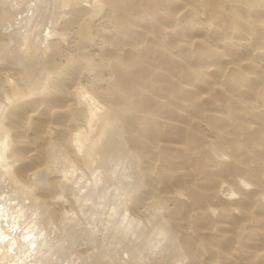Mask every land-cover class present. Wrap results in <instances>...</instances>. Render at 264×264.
Listing matches in <instances>:
<instances>
[{"label": "rangeland", "instance_id": "rangeland-1", "mask_svg": "<svg viewBox=\"0 0 264 264\" xmlns=\"http://www.w3.org/2000/svg\"><path fill=\"white\" fill-rule=\"evenodd\" d=\"M0 1H2L3 2V0H0ZM5 1V6L3 5V3H1V5H0V7L1 8H3L4 10L7 8L6 6H10L9 8H11V9H9L8 8V11H10V15L12 16H10L9 15V20H7V23H6V25H9L8 27L10 28V30L8 31L10 34H12L13 36H11L10 34H8V32H7V30H8V27L6 26L5 27V30H6V32H3L4 33V36L5 37H7V36H9L10 35V38L9 37H7V38H9L10 39V41H9V44H11V46H12V49H13V51L15 52V50L17 51L16 52V54H18L17 56H19V57H21V60H20V58H19V60H18V58L16 57V59H15V61L14 62H18L19 61V64L21 65V63H23L24 61H22V59L24 58V60L28 57V53L30 54V52H31V50H33V47H35V46H38V47H40V45H41V47H43V45H44V48H45V50H47V49H49V47H50V50H49V53H48V50L46 51V53L50 56H52V54L56 51L57 53H55V54H53V55H55L53 58L56 60H54L52 57H50L49 59H50V61H49V63L52 61H55V62H53V64L55 63L56 65H58L57 67L58 68H61V69H63V68H67L68 70H66V69H64L65 71H68V73H70V74H72V77L75 79H73L72 77V80H69L68 82H72L73 83V81H74V83H76L77 81V83H76V85L78 84V85H81L80 87L77 85L76 87H78V88H84V89H86V91H87V93L88 92H90V91H96V93L95 92H93L92 91V93H95V94H99L100 92V94L101 95H103V93H104V97H103V99L105 100L106 99V102H108L109 100H111V101H109V102H114V101H116V100H118V104H121V103H123L124 101H125V99L123 100L122 99V97H119L118 95H120L118 92H116V90H113V89H115V88H113V87H110V86H114V83H116V82H118L119 84H121L122 86H124L125 87V90L126 91H129V93H131V91L133 90V88H134V90L132 91V98H131V100L133 101H127L128 102V104H127V102L125 101L123 104H127V105H129L127 108H129V109H133V107H134V110H136L135 111V113L137 112V113H139V112H141L142 114H134L135 116H137V117H134V118H136V125H138L139 126V128L140 129H145V130H142L143 132H144V134H147V132H149V129H150V131H152V132H150L151 134H147V135H145L144 137H145V139L143 140L145 143H144V146H141V145H143L142 143H143V141H141V142H137V141H133L132 142V146H134L135 145V147H133V148H135L136 150H139L138 152H141L143 149V151H145V152H142L143 154L145 153L146 154V152H147V154H148V151H150L149 150V148L151 149V147H152V143L150 142L151 140H150V135H152L153 137H155L156 138V132L159 134H157V139H159L158 140V142L160 143L159 144V147L157 148V151H158V149L160 150V155H158L159 157H162V159H160L159 157H158V160H157V158H155V159H153L154 160V162H153V160H151L150 161V159L152 158V156H151V158L149 157V163H148V161H144L143 162V164L145 165V164H148L147 166H150L151 168H153L152 170H154L153 172H152V175L153 176H155L154 174L156 173V178H154V177H152L151 178V176H147V177H145L144 176V179H143V184L142 185H144V187H143V189H142V187L140 186V189L143 191L144 189L147 191V192H145L144 194L145 195H147L148 194V197H149V195L152 197V198H148L147 196H146V198L145 197H143L145 200H147V199H149V200H147L148 201V203H149V208L148 209H151L152 211H153V209L154 208H156V207H158L159 208V206L156 204V203H158V199H160V200H162L163 198H164V204L166 205H164L163 207H165V209H163V208H161V210H163V211H161L160 210V208H159V210H158V208H156L155 209V211L156 212H153V216H155L154 217V220H153V222H155V224L157 223V222H159V221H165V222H167V224L169 223V222H171L170 221V218H172V215H174L175 214V217H176V212H177V214L179 215L180 214V212H181V214H183V216L182 217H180V215L178 216V220H180V221H182L181 223L183 224V226L181 225V223H179V221L178 220H176L175 219V221H177L176 223L180 226L179 227V229L178 228H176L177 227V224L175 225V223L174 222H171L170 224L171 225H169L170 227L173 225V223H174V227L172 226L171 228H175V229H178L177 231L181 234V233H183L185 230L187 231H185L186 233H188L189 235H188V238H185V240L186 241H190V238L189 237H191V239L194 241L195 240V244L194 243H192L191 241V243L192 244H190V242H186V241H183L182 243L184 244V242L185 243H187L186 245L184 244V246L186 247H188V248H191V247H193V248H195V246L196 245H198L199 246V249L201 250L202 248H200V246H201V243L203 242V244L204 245H202L201 247H205V245L207 244V246L206 247H208V248H210V246L212 247V246H214V243H215V246H216V250H215V248H214V250L213 249H211L210 248V250H211V253L209 252V250H208V248H203L204 250H201V251H203V253H204V257H205V263L204 264H232V261L231 260H229V258L226 256V254L228 255L229 253V251H231V253L232 252H234V250L236 251L237 250V248H238V250L236 251V252H234L235 254H239L240 252V256L239 255H237L238 257H241V254H242V256L243 257H241L240 259H238V260H243V258H245L243 261L241 260V262H244V264H246L247 262V264H264V195H263V193L262 192H264V190H262L263 189V187H264V185H262V186H260L261 185V183H259V182H264V179L263 180H260V179H262V178H260L261 176H262V169L259 167H257V164H259L258 163V161H259V159H264L262 156H264V152L261 154V147H260V145L258 144V139L256 138L257 137V135L259 134V131L261 130L262 131V129L264 130V128H260V126L262 125V122H264V120H263V116H264V113H263V115L260 113L259 115H260V117H258L259 115L258 114H255L257 111H260V110H262V109H264V108H262V107H264V104H263V102H262V100H261V98H259L260 97V95H259V92H258V88H259V86L261 87V85L263 84V81H261V80H259V78L257 77V74L253 71V73H255V74H251L252 73V71H251V69L253 68V66L254 65H256L258 62H259V60H260V58H258L259 56V54H257V53H260V52H262V49H264L263 47L264 46H262V44L264 45V41L262 42V40H264L263 38H264V9H263V11H262V8H264V0H261V1H255V5H253L252 7H250V9H252L253 8V10L255 11L256 9V12H255V14L254 13H252V12H254V11H249V9L247 8V7H244L245 8V10L243 9V11H242V7H240L241 5H239L238 7V9H237V11L240 9L241 11H236V12H234L235 14H237V15H235V17H234V19H233V16L234 15H232V17H230L231 15H230V13L232 14L233 13V10L234 9H236L237 8V6L232 10V9H228L229 10V12H230V10L232 11V12H230L229 14H228V11H227V8H226V12L224 11L223 12V10H221V12H223L222 13V15H221V19L218 17L219 15L218 14H220L221 12H219L218 10H216L217 8H215L216 7V5H215V3H213L214 1L213 0H211V4L209 3V2H207L208 0H194L193 2H196L195 4H197V5H194L193 4V6H192V2H190L191 0H178V1H175L174 0V2H176L175 4H174V2H173V0H170V2H171V5H170V7L171 8H173L174 10H172V12H170L171 11V8L169 7V6H167V5H169L170 4V2H169V0H102V2H101V4H100V7L98 6V8H95L96 6H95V4L93 5V1L92 0H78L77 2H67V4H71V7H72V9L74 10V12H73V10H72V12H70V10H71V8L70 7H68L67 8V6H69V5H66V4H64V3H66V2H63L61 5L63 6H57L59 9H60V7H61V9H60V11H61V13H60V11H58L59 9H56L55 8V6L53 5V2L51 1V0H44V1H40V0H9L10 1V3H9V1H7L6 2V0H4ZM12 1V2H11ZM50 1V2H49ZM80 1V2H79ZM85 1V2H84ZM210 1V0H209ZM47 2V3H46ZM81 3V4H79V3ZM84 2V3H83ZM89 2H91V4L89 3ZM104 2V3H103ZM163 2V3H162ZM191 4H190V3ZM205 2V3H204ZM220 2H222V1H220ZM35 3V4H34ZM50 3V4H49ZM76 3V5H78V9L80 8L81 9V7L82 8H84V11H82V13L84 12L85 13V10L87 9V10H89V11H87L86 10V13H85V15H81L80 13H79V15H81V17L79 16H77V14H78V12H79V10H77L76 8L77 7H75L76 5H74ZM167 3V4H166ZM187 3H189L188 5H186ZM216 3H219L218 1H216ZM223 3H225V1L223 2ZM7 4V5H6ZM9 4V5H8ZM12 4H14L13 6H12ZM45 4V5H44ZM49 6H48V5ZM52 4V5H51ZM82 4H84V5H82ZM85 4H89V5H92L93 6V8L91 9L90 7H89V5L87 6V8H85L86 6H85ZM160 4V5H159ZM162 4V5H161ZM166 4V5H165ZM172 4H174L173 6H172ZM179 4V5H178ZM210 4V5H209ZM213 4H214V8L215 9H213L212 8V6H213ZM2 5H3V7H2ZM66 5V7H64ZM178 5V6H177ZM189 5H191L192 7H189ZM44 7L45 6V8H47V11H46V9L45 8H42V7ZM52 6H54V7H52ZM73 6L75 7V8H73ZM84 6V7H83ZM158 6V7H157ZM167 7V9H166V7ZM175 6V7H174ZM4 7H6V8H4ZM42 9H41V8ZM51 7H52V9H51ZM160 7V8H159ZM170 8V10H169V8ZM182 7V8H181ZM197 7V9H195V8ZM255 7H256V9H255ZM0 8V9H1ZM37 8H38V10L40 11V9H41V14H40V12L39 11H37ZM50 8V9H49ZM63 8L65 9L64 11H66V13L63 11ZM163 8H165V9H163V10H167L166 11V13L168 12V10H169V13L171 14H169L168 15V13L167 14H165V11H164V14L163 13H161V12H163V10L162 9ZM178 10H177V9ZM194 8V9H193ZM248 10H247V9ZM258 8H261V9H259L260 10V12L258 11ZM67 9V10H66ZM68 9H70V10H68ZM7 10V9H6ZM44 10V11H43ZM53 10H56L57 11V13H56V11L55 12H53ZM160 10H162L161 12H160ZM247 10V12H245ZM13 11V12H12ZM80 11V12H81ZM214 11H215V13H217V11L219 12L218 14H214ZM258 11V12H257ZM261 11H262V13H261ZM36 12L38 13V14H36ZM44 12V13H43ZM48 13V14H46V13ZM50 12V13H49ZM52 12H53V14H52ZM67 12H69L68 14L69 15H67ZM241 13V15H240V13ZM243 12V13H242ZM251 12V13H250ZM42 13H43V16H42ZM56 13V14H55ZM63 13V14H62ZM75 15H74V14ZM160 13V14H159ZM174 13V14H173ZM233 13V14H234ZM259 13V14H258ZM46 14V15H45ZM74 15V18L75 19H73V16L72 15ZM225 14H226V17H225ZM242 14H245L244 15V17H245V19H243V21H237L238 23H236L235 24V21L236 20H242L241 18H244V17H240V16H243ZM246 14H247V17H246ZM41 16V19L43 20V21H41V19H40V17H37L36 18V16ZM57 15H61V16H57ZM70 15L72 16V17H70ZM158 15V16H157ZM167 15V16H166ZM173 15V16H172ZM218 15V16H217ZM223 15H224V18H225V20H226V18H227V15H230V16H228V18H229V20H227L226 21V23H223L221 20H223L224 18H223ZM238 15H239V18L240 19H238ZM45 16H48L49 18H51V19H53L52 21H51V19L49 20V18L48 17H45ZM52 16V17H51ZM56 16H57V20H56ZM69 16V17H68ZM77 16V17H76ZM160 16H161V19H159L160 18ZM164 16V21H166L165 20V18L167 17L169 20L171 19L172 20V17L174 18L173 20L175 21V24H174V21L172 20H170L171 21V24L173 25V27L171 26V24H169L170 23V21H168V24H167V21H166V23L162 20L163 17ZM213 16H216V18L218 19V20H216V19H214L215 17H213ZM43 17H45L47 20H49L50 22V26L51 25H53L55 22V24L53 25V28H55V25H56V28L55 29H53V31L51 30V31H49V30H43V32H41L42 30L41 29H43L44 28V25H45V27H47V29L48 28H50V27H48V25H46L48 22H46L47 20H44L43 19ZM55 17V18H54ZM82 17L83 18H85V17H87L88 19L86 20V18H85V23L87 24V26H86V24H84L83 22V19H82ZM155 17V18H154ZM211 17H213V20H211L212 18ZM236 17H237V19H236ZM12 19V22L10 21L11 19ZM31 20H30V19ZM34 18H36V19H34ZM68 18V19H67ZM72 18V19H71ZM77 18H80V19H78L77 21H75ZM158 18V19H157ZM166 18V19H167ZM223 18V19H222ZM231 18H232V20H234L233 22H234V24L232 23V20H231ZM246 18H247V20H246ZM65 19H67V20H65ZM153 19V20H152ZM154 19H157L159 22H160V20H161V22H160V25H159V23H156V22H158L157 20L155 21ZM176 19V20H175ZM69 20H74L75 21V24H74V21L72 22H70ZM215 20V22L216 21H218V22H213ZM220 20V21H219ZM225 20H223L224 22H225ZM244 20H245V22H244ZM10 21V22H9ZM46 22V24H45V22ZM68 21V22H67ZM78 21H80V22H78ZM83 21V22H82ZM137 21V22H136ZM155 23H154V22ZM199 21V22H198ZM247 21V22H246ZM44 24V25H42V23ZM54 22V23H53ZM67 22V23H66ZM78 22V23H77ZM153 22V23H152ZM177 22V23H176ZM197 23L198 25L200 24V23H202V25H204V26H202V25H199V27H196V25L197 24H194V23ZM222 22V23H221ZM230 22H231V24H230ZM244 22V23H243ZM11 25H10V24ZM32 23H33V26H32ZM48 23V24H49ZM53 23V24H52ZM64 23V24H63ZM179 23H180V25H179ZM219 23H220V25H223V27L226 25V28H227V31H225L226 30V28H223L224 30H223V33H227L228 35L230 34H232V33H230V30L231 31H233L234 29H232V28H234V27H236V25L237 24H239V23H241V24H239L240 26V28H241V31H243L242 32V39H244L245 40V38H246V42H247V46L249 45V47H247L246 46V48H249L250 49V51L248 50V49H245L243 52H245L246 50V54L245 53H242V52H240V53H242V56L244 55V57L247 55V53H248V55L244 58V57H242V58H244L245 60H243L244 62H246V64L248 63V68H246L245 70L246 71H244V72H239L238 71V73H240L241 75L240 76H242V77H245V78H240L238 75V73H236V71H237V69L235 68L234 69V67H238L236 64H234V63H232L231 62V64L229 65V64H227V65H225V67H224V65H223V67L225 68H221V69H223V70H221L220 69V73H222V75L221 74H216V76H215V78L217 77V75H218V78H219V80H218V78H217V80L220 82V85H219V83L218 84H216L215 82V84H213V83H211V81L213 80L212 79V76H209V75H207L206 73H204L203 71L201 72V74L203 75H199L198 73V75H199V77H200V81L202 82H206V84H207V86H206V84L204 85L203 83H202V87H201V89L199 90V92H202V94L200 93V95L198 96L197 94H195V93H190V92H183V91H180L178 88H180L179 87V84L175 81V78L178 76V78H180L181 77V79L180 80H182V82H185L184 84L185 85H187L188 83H189V85L192 83H194V80L192 79V77L193 76H197L196 75V72H194L192 69L193 68H195L196 66H198V64L200 65L199 67L203 70V68H205L206 67V65H208V64H210L211 63V65H208V67H215L217 64L216 63H214L210 58H212V57H210L209 59L207 58H205L206 57V55H204V54H198V48L200 47V48H202L201 47V45H199V44H197L196 42H198L199 41V39H203V37H204V39H205V37L207 36V34H208V37H212V39H214V37L216 38V39H214V40H212L211 41V39L210 38H208V37H206V38H208L209 40H207V42L209 41V43H214V41L215 42H221L222 40H221V38H222V36H223V38H225V40L223 39V41L221 42V43H228V41L229 42H231L232 40H233V36H228V35H226V36H228L229 38H226V36L224 35V34H222V26H218L219 25ZM229 23V25H227ZM20 24V25H19ZM24 26H27V27H24ZM84 24V25H83ZM137 24V25H136ZM152 24H153V26L155 25V24H157L158 26H156L155 25V27H152ZM161 24H163V25H161ZM165 24V25H164ZM193 24V25H192ZM225 24V25H224ZM79 25V26H78ZM133 25V28H134V32L135 33H131V31L133 30L132 29V26ZM144 25V26H143ZM151 25V26H150ZM168 26V27H166V29H164L165 27L164 26ZM176 25V26H175ZM182 25V26H181ZM194 25H195V27H194ZM197 25V26H198ZM218 27H217V26ZM231 25V26H230ZM23 26V27H22ZM58 26V27H57ZM64 27V28H60L59 29V27ZM80 26H81V28L82 27H85V29L84 28H82L81 30H83V31H81L80 30ZM141 26H142V28H141ZM145 26H147V27H145ZM160 26H161V30H160ZM171 28H170V27ZM177 26H179L178 28H177ZM201 26H202V28H203V31L206 29V32H202V31H199L197 28H201ZM214 26V27H213ZM227 26H229V28H230V30H229V28L227 27ZM21 27V28H20ZM29 27V28H28ZM31 27H34V29H32ZM86 27H87V29H86ZM126 27V28H125ZM135 27H138V28H136L135 29ZM145 27V28H144ZM150 28V31H149V28ZM162 27H164L163 28V32H162ZM193 27V28H192ZM216 27V28H215ZM232 27V28H231ZM239 27H236L235 28V31H233L234 33L236 32V30H237V32L240 30V28ZM123 28H125L124 30H125V32H124V30H123V32H122V34H120V30L119 29H123ZM132 30H131V29ZM153 28H155L156 30H157V32H158V34H159V30L163 33V35L165 34L166 36H164L165 38L164 39H162L163 38V35H162V38H160L161 36H159V35H155V33L156 32H154L155 31V29H153ZM173 28H175V29H173ZM194 28H196L198 31V33L196 32V29H194ZM28 30V31H25V30ZM30 29H32V32H31V30ZM46 29V28H45ZM139 29V30H138ZM145 31H143V30ZM145 29H148V31L146 32V30ZM154 30V31H152V30ZM185 29H186V31L188 32H186V35L188 36V38L186 39V38H184V37H187V36H185L183 33L185 32ZM218 29V30H217ZM4 30V31H5ZM128 30H130V32L128 31ZM138 30V31H137ZM166 30V31H165ZM181 32H180V31ZM182 30H183V32H182ZM213 30V31H212ZM215 30V31H214ZM24 31V32H23ZM29 31L31 32V36L29 35L30 33H29ZM46 31H48L47 33H44V32H46ZM120 31V32H119ZM139 31H141V32H143V33H141V36L139 35L140 33H138ZM195 31V32H194ZM209 33H208V32ZM228 31H229V33H228ZM52 32V33H51ZM58 32V33H57ZM62 34H61V33ZM128 32V33H127ZM151 32V33H150ZM160 32V33H161ZM164 32H166V33H164ZM202 32V33H201ZM213 32H214V35H212L213 34ZM217 32V33H216ZM221 32V33H220ZM27 33V34H26ZM29 33V34H28ZM43 33V34H42ZM54 33V34H53ZM117 33L118 34H120L119 36H120V38L123 36V40H122V38H121V40H122V42L119 40L118 41V39H120L119 38V36H117ZM128 35L129 33H131V34H129L128 36H130V35H134V36H130L132 39H133V37H134V39H136L135 41H134V39H133V42H132V39L130 40L129 39V37L126 35V34ZM138 33V34H137ZM161 33V34H162ZM203 33H206V34H203ZM215 33H216V36H215ZM225 33V34H226ZM244 33V34H243ZM24 34H26V35H24ZM44 34H45V36L46 37H44ZM124 34V35H123ZM154 34V35H153ZM189 34H191V35H189ZM201 34V35H200ZM203 34V35H202ZM218 34H222V36H220V35H218ZM59 35V36H58ZM128 37V39H126V40H124V38L126 37V36ZM137 35H139L138 37H137ZM184 35V36H183ZM210 35V36H209ZM15 36V37H14ZM25 36V37H24ZM26 36H28V37H26ZM30 36V37H29ZM43 36V40H45L46 39V41H48V43L46 44V41H42L41 39L42 38H40V37H42ZM113 36V37H112ZM116 36V37H115ZM136 36V37H135ZM158 36V37H157ZM225 36V37H224ZM11 37H13L14 38V40H12L11 39ZM48 37V38H47ZM141 38V40L140 41H137V40H139L140 38ZM183 37V38H182ZM217 37H221V38H217ZM230 37H232L231 38V41L230 40H228V39H230ZM51 40H53V41H51ZM56 38V39H55ZM118 38V39H117ZM139 38V39H138ZM261 38H262V40H261ZM17 39V40H16ZM19 39V40H18ZM115 40V42L113 41V40ZM160 39V41H158ZM185 39V40H184ZM191 39V40H190ZM217 39H218V41H217ZM251 39H255L254 41H253V43L251 42L252 40ZM42 42H41V41ZM161 40H165V42H166V44H165V42H163L165 45H166V47H165V45H163L162 44V41ZM167 40H168V44L170 45V48H171V46H173L174 48V50L171 48V50L173 51V53H169L167 50H166V48H167V46H168V44H167ZM39 41V42H38ZM129 43H128V42ZM131 41V42H130ZM173 43H171V42ZM211 41V42H210ZM250 42V44H251V46H250V44H249V42ZM39 43V45L37 44V43ZM41 42V43H40ZM45 42V43H44ZM49 42H52V43H50V45H49ZM135 42V43H134ZM160 42H161V44H160ZM171 44H170V43ZM115 43H118V44H115ZM160 44V45H159ZM18 46L19 47V49H15L14 50V46ZM28 45V48L27 47H25V46H27ZM29 45H30V47H29ZM45 45H48V48H47V46L45 47ZM115 45V46H114ZM117 45V46H116ZM119 45V46H118ZM164 47H163V46ZM196 45V46H195ZM199 45V46H198ZM22 47V48H21ZM23 47L24 48H27L28 50V53L26 54V49L23 51ZM55 47V48H54ZM115 47H116V50H115ZM169 47V46H168ZM196 47H197V50H196V53H197V55H196V57L198 58V59H194V55H193V53L194 54H196L194 51H195V49H196ZM200 48H199V50H200ZM20 49H22V51H23V53H22V55H27V57L26 56H21V50ZM52 49H54V51L52 50ZM239 49V48H238ZM51 50H52V52L53 53H51ZM82 50V51H81ZM113 50H114V52H113ZM117 51V53L120 55V56H116L117 55V53H115ZM174 51H176V52H182L181 54H184L185 56H187V57H184V55L182 56L180 53V55L178 54V53H176V54H178L177 56L174 54ZM240 51H242V49H240ZM252 51V52H251ZM13 52V53H14ZM19 52V53H18ZM24 52H25V54H24ZM40 52V50L37 52V54L39 55H37L36 56V65H38L39 66V64L41 65V66H43V64H47L48 62H46L47 61V59H48V55H46L47 57V59L45 58V55H41V53H39ZM81 52V53H80ZM82 52H84L85 53V55H82V54H84V53H82ZM253 53L254 55L252 56V54L251 53ZM264 52V51H263ZM51 53V54H50ZM43 54V53H42ZM80 54V55H79ZM257 54V55H256ZM261 54V53H260ZM82 55V56H81ZM191 55H193V57L191 56ZM204 55V56H203ZM250 55L252 56V57H250ZM83 59H85L86 60V62L88 61L89 62V64H87L86 62H84V60H82V58ZM130 56V57H129ZM135 56V57H134ZM255 56V57H254ZM258 56V57H257ZM26 57V58H25ZM38 57H39V60H38ZM41 57L43 58H45L44 60H41V63L39 62L40 61V59H41ZM77 57L78 58H81V62H80V59H78L77 60ZM88 57V58H87ZM119 57H121V58H123L122 60H123V62H121L120 61V59H118ZM127 57V58H126ZM129 57V58H128ZM137 57V58H136ZM179 57H181V58H183V59H186L187 58V60L185 61V62H187V61H189L188 63H190L191 64V62H192V66L191 65H189L188 63H185L184 64V62L182 61V63H181V58H179ZM193 58V61H194V63H193V61L192 60H189V59H192ZM195 57V58H196ZM201 59H200V58ZM248 57V58H247ZM249 57L250 58H252V59H249ZM257 57V58H256ZM51 58L53 59V60H51ZM125 58L126 59H128V60H125ZM176 58V59H175ZM204 58V59H203ZM255 60H254V59ZM88 59H90L91 61H89ZM131 59V60H130ZM180 61H179V60ZM16 60H18V61H16ZM46 60V61H45ZM177 60V61H176ZM202 60V62H200V61ZM206 60L208 61V62H206ZM253 60H254V62H256V63H254L253 62ZM257 60H258V62H257ZM264 60V59H263ZM43 61L45 62V63H43ZM75 61V63L76 64H74V63H72V62H74ZM126 61V62H125ZM132 61V62H131ZM197 61H198V63H197ZM213 63H212V62ZM250 61V62H249ZM252 61V62H251ZM39 62V63H38ZM85 63V65H87L86 67L85 66H83L84 64L83 63ZM178 64H177V63ZM204 62V63H203ZM262 62V61H261ZM38 63V64H37ZM43 63V64H42ZM74 64V66H70V64ZM80 63V64H79ZM91 63V64H90ZM175 63V64H174ZM195 63L197 64V65H195ZM204 64V65H202L201 66V64ZM206 63H208V64H206ZM262 63H264V62H262ZM71 64V65H72ZM79 64V66L77 67V65ZM124 64V65H123ZM125 64H126V66H125ZM129 64V65H128ZM132 64V65H131ZM181 64V65H180ZM184 64V65H183ZM194 64V65H193ZM250 64V65H249ZM253 64V66H251ZM48 66L50 65V64H47ZM60 65H61V67H60ZM81 65H82V67H81ZM188 67H187V66ZM236 65V66H235ZM259 65V64H258ZM48 66L46 67L45 65H44V67L45 68H47V70L46 69H44V68H42L43 70H45V71H43L42 69V71L40 70V71H38V72H40L39 74H38V72H37V74H38V77H40L41 75H43L44 77H45V75L44 74H50L49 75V77H51V72H50V70L48 69ZM65 66H67V67H65ZM68 66H70V67H68ZM182 66H184V69H185V71H186V73L184 72V70H181V69H183V67ZM192 67V68H190V67ZM218 66V65H217ZM216 66V67H217ZM76 69H75V68ZM128 69H127V68ZM169 67V68H168ZM179 67H180V69H179ZM249 67H250V69H249ZM71 68V69H70ZM75 70H74V69ZM87 68V71L85 70V69ZM126 68V69H125ZM232 68V69H231ZM262 68H263V66H262ZM261 68V69H262ZM82 69V70H81ZM90 69H92V71L90 70ZM172 69V70H171ZM177 69L178 70H181V72L179 73L178 71H177ZM234 69V72L236 73V74H238V75H236L233 71V73H232V76H234V74L236 75V77L234 76V78L233 77H231L230 75V71L231 70H233ZM71 70H72V73H71ZM170 70V71H169ZM84 71H86V72H84ZM89 71V72H88ZM169 71V72H168ZM173 71V72H172ZM222 71V72H221ZM229 71V72H228ZM248 71H250L251 73V80H250V82H252V83H247L248 81H249V77H247V75H248ZM44 72V73H43ZM46 72V73H45ZM96 72V73H95ZM167 72L168 73H170V74H172V75H169V74H167ZM185 74H183V73ZM224 72H225V74H224ZM43 73V74H42ZM74 73H76L75 75H73ZM94 73V74H93ZM177 73H178V75H177ZM182 73V75L183 76H180L179 77V74H181ZM229 75V76H227V74ZM244 73H246V74H244ZM97 75V76H94V75ZM177 76H176V75ZM243 74V75H242ZM48 75H47V78H49L48 77ZM221 76V79H220V76ZM245 75V76H244ZM43 76H41V78H40V80L42 79V77ZM123 76H125V77H123ZM145 76V77H144ZM188 76V78H186ZM201 76H202V78H201ZM207 76V77H206ZM237 76H238V78H240V80L242 81V82H244V83H246V85H250V87L249 88H251L250 90V93H251V95H253L252 93H254V97L255 96H257L256 97V101H254V103H253V101L252 102H250V100H253L254 98H253V96H249V98L247 99V97H248V95L245 97L247 100H244L243 101V104L244 105H246L247 103H246V101H248V104H247V107H249L250 108V104L252 103L254 106H256V105H258V106H260V104H261V106L259 107L260 109L258 110V106H256L257 107V110L255 109V107H251L252 109H253V112H255V110H256V112L255 113H253L252 112V110L250 109V112H252V113H248V108H246V106H244L243 107V104H242V101H240L239 99H238V101H237V98H238V96H235V95H237V93L238 92H242L243 94H245L244 92H246L247 90V86H246V88H245V86L243 87V85H245L244 83H242L240 80H238V78H237ZM248 76H250V75H248ZM43 77V78H44ZM135 78L134 79V81H135V83H134V81H133V79H131V78ZM149 78V81H148V78ZM185 77V79L183 80L182 78H184ZM198 77V78H199ZM205 77V78H204ZM212 79H210V78ZM230 77H231V79H230ZM246 77H247V79H246ZM46 78V77H45ZM44 78V79H45ZM47 78L45 79V80H43L42 79V81H46L47 80ZM70 78V79H71ZM97 78V79H96ZM116 78V79H115ZM144 78V79H143ZM146 78V79H145ZM206 78H207V80L209 81V79H210V81H209V83H208V81L206 80ZM209 78V79H208ZM235 78H237V79H235ZM77 79V80H76ZM118 79V80H117ZM123 79V80H122ZM129 79V80H128ZM142 79V80H141ZM203 79V80H202ZM234 79V81H233V83H232V80ZM242 79H244V80H242ZM36 80V79H35ZM49 80V79H48ZM204 80H206V81H204ZM258 80H259V82H258ZM114 81V82H113ZM119 81H121V82H119ZM131 81H132V83H131ZM141 81H143V82H141ZM148 81V82H147ZM173 81V82H172ZM188 81V82H187ZM191 83H190V82ZM241 83H240V82ZM247 81V82H246ZM33 82H34V80H33ZM113 82V83H112ZM127 82V83H126ZM144 82H146V83H144ZM232 84H231V83ZM234 82H239L240 84L239 85H236V84H234ZM45 83V82H44ZM73 83V84H74ZM117 83V84H118ZM131 83V84H130ZM139 83H143V85H141V86H143V87H141V89L140 88H138V87H140V85H139ZM222 83V84H221ZM254 83V84H253ZM259 85H258V84ZM33 84V83H32ZM70 84V86H74L75 87V85H71V83H69ZM84 84V85H83ZM86 84V85H85ZM113 84V85H112ZM124 84H126V85H124ZM191 84V85H192ZM209 84H213V86H212V89H211V85H209ZM227 84V86H225ZM236 85V87H234V88H232V86H231V88L230 89H228V87H230V86H228V85ZM242 84V85H241ZM251 84H253V85H257L258 86V88L256 87H254V88H252V85ZM129 85V86H128ZM173 85V86H172ZM204 85V86H203ZM33 85H31V87H32ZM91 86H92V88H91ZM129 87V89H128V87ZM148 87V91H146L147 89L145 88V87ZM214 86L215 87H217V86H219V88H220V90L218 89H216V91L213 89L214 88ZM207 87V89L208 90H205V88ZM208 87H210V88H208ZM239 87V88H238ZM23 88H25L26 90H27V88L28 87H23ZM71 88H73V87H71ZM88 88V89H87ZM89 88H91V89H89ZM112 88V89H111ZM143 88H145V89H143ZM151 90H150V89ZM204 88V89H203ZM236 88H237V92L235 93L234 91H236ZM245 88V90H243ZM44 88H41V90H39V89H36V91L37 92H35L34 94H37V93H39V94H41V93H43V90ZM135 89L137 90L136 92H134L135 91ZM240 89H242V91L240 90ZM257 89V90H256ZM26 90H24L26 93H27V91ZM140 90V91H139ZM211 90H213V91H211ZM230 90V91H229ZM232 90H234V91H232ZM253 90V91H252ZM254 90H256L255 92H256V94H255V92H254ZM45 91H46V88H45ZM111 91V92H110ZM115 91V92H114ZM144 91V92H143ZM207 91V92H206ZM211 91V92H210ZM215 91V92H214ZM218 91H219V95H217L218 94ZM112 92H114V94L112 93ZM133 92L135 93V94H133ZM147 92V93H146ZM213 92V93H212ZM233 92V94H231V93ZM26 93H24V94H26ZM91 93V92H90ZM105 93L107 94L108 93V96H106L105 95ZM112 93V94H111ZM180 93H182V94H180ZM185 93V94H184ZM210 93H212V94H215L216 95V97H215V95H212V94H210ZM235 93V94H234ZM27 94H30V93H27ZM118 94V95H117ZM208 94H210V95H212V96H210V95H208ZM31 95H33V93L31 94ZM100 95V96H101ZM110 95H112V96H110ZM135 95V97H133ZM198 97H197V96ZM250 95V94H249ZM178 96V97H177ZM179 96H180V98H179ZM182 96V97H181ZM218 96V97H217ZM102 97V96H101ZM110 97V98H109ZM113 97L115 98V100L113 99ZM117 97V98H116ZM184 97V98H183ZM212 97V98H211ZM215 97V98H214ZM107 98H109V99H107ZM119 98H121L122 99V101H120L121 99H119ZM235 98V99H234ZM251 98H253V99H251ZM259 98V99H258ZM113 99V100H112ZM135 99H136V102L138 101V103L139 104H141V105H138V106H140L142 109H137V104L138 103H136L135 102ZM173 99V100H172ZM183 99V100H182ZM196 100V101H195ZM190 101H191V103H190ZM236 101H237V103H240L242 106H240L239 104H236ZM260 101V102H259ZM120 102V103H119ZM184 102V103H183ZM194 102V103H193ZM197 102V103H196ZM246 104H245V103ZM249 102H250V104H249ZM255 102H256V104H255ZM258 102V103H257ZM89 103V102H88ZM88 103H86V104H88ZM92 102L90 101V103L89 104H91ZM115 103V102H114ZM116 103V104H117ZM177 103H179V104H177ZM188 103V104H187ZM222 105H221V104ZM88 104V105H89ZM117 104V105H118ZM125 104V105H126ZM131 104V105H130ZM136 105V107L135 106H132V105ZM176 104V105H175ZM185 104V105H184ZM217 104V105H216ZM220 104V105H219ZM263 104V105H262ZM92 105V104H91ZM91 105H89V106H91ZM122 105V104H121ZM120 105V106H121ZM180 105H181V107H180ZM187 105V106H186ZM196 105V106H195ZM197 105H199V107L197 106ZM224 105V106H223ZM88 106V108H90ZM93 106V105H92ZM91 106V108L90 109H92L93 107ZM130 106H132V107H130ZM180 107V109H179V107ZM184 106V107H183ZM189 106V107H188ZM191 106H194V107H191ZM217 106V107H216ZM219 107L221 108V107H226V109H224V108H221V110L223 111H225L226 112V110H228V113L226 112H223V113H225V114H223V113H220V111H219ZM136 108V109H135ZM139 108V107H138ZM185 108H188V109H185ZM192 110H191V109ZM262 108V109H261ZM131 109V110H132ZM202 111H200V110ZM245 109H247L246 111H245ZM134 110H133V112H134ZM138 110V111H137ZM141 110V111H140ZM150 110H151V113H150ZM187 110H189V112L187 111ZM182 111V112H181ZM186 111V112H185ZM221 111V112H222ZM185 114H184V113ZM191 112V113H190ZM198 112V113H197ZM201 112V113H200ZM205 112V113H204ZM216 113V114H218V117L216 116V115H213L212 113ZM261 112H263V111H261ZM145 113H147V115L145 116L144 115V117H142L143 116V114H145ZM247 113V114H246ZM151 114H152V116H151ZM183 114L185 115V117H183ZM198 114H199V116H198ZM212 114V115H211ZM219 114H221L220 116H219ZM231 114V116H232V118H229V117H231V116H229ZM249 114V115H248ZM254 115V116H251V115ZM142 115V116H141ZM148 115H150L151 117H149ZM189 115V116H188ZM224 115H228V117H226V116H224ZM238 115V116H237ZM258 115V116H257ZM138 116H140V118L138 117ZM153 116H154V118H153ZM181 116V117H180ZM188 116V117H187ZM223 116V117H222ZM256 116H257V118H261V120L260 119H257L256 118ZM142 117V118H141ZM147 117H148V119L149 120H147ZM167 117H168V119H167ZM204 117V118H203ZM210 117V121H211V124H210V121H209V118ZM212 117V118H211ZM214 117H215V119H214ZM217 117V118H216ZM220 117V120L218 119ZM253 117V118H252ZM138 118V119H137ZM146 120H145V119ZM157 118H159L161 121H159V119H157ZM179 120H177V119ZM184 118V119H183ZM222 118V119H221ZM229 118V119H228ZM244 118H246V119H244ZM247 118L249 119V121H245L244 122V120H247ZM142 119H144L146 122H147V124L146 125H148L149 124V122H150V124L152 125L151 127L150 126H147L146 127V125H145V122H144V120H142L143 121V126H145V127H142V125H139V124H141V120ZM153 119H157V120H153ZM195 119V120H194ZM205 119V120H204ZM213 119V120H212ZM217 119V120H216ZM228 122V126H224V124L225 125H227L226 124V122H225V120ZM231 119V124H230V122H229V120ZM242 119H243V122H244V124H242V126L240 127V125H239V121H240V124H241V122H242ZM257 119V120H256ZM140 120V121H139ZM150 120H152V122L150 121ZM170 120V121H169ZM197 120V121H196ZM223 120V121H222ZM252 121V124H251V121ZM258 120H260V121H258ZM263 120V121H262ZM131 121V120H130ZM139 121V122H138ZM158 121V122H157ZM167 121V122H166ZM185 121V122H184ZM190 121L192 122V124H190ZM194 121V122H193ZM234 121V125L232 126V122ZM258 121V122H257ZM262 121V122H261ZM172 122L173 123H175V125H173L172 124ZM188 122H189V124H188ZM196 122H197V124H196ZM208 122H209V125H208ZM253 122H254V124H253ZM259 122H260V124H259ZM218 123V124H217ZM79 124V125H78ZM131 124H135V122L134 121H132L131 122ZM170 124V125H169ZM171 124H172V126H171ZM184 124V125H183ZM187 124V125H186ZM216 124V125H215ZM220 124V125H219ZM222 124V125H221ZM245 124H248L249 126L250 125H252V126H254L255 124H258V125H256V126H258L259 128H260V130H259V128H258V130L256 129H254L255 131H254V134H256L255 132H258L256 135H252L253 133V130L252 131H250L249 129H247V130H245L246 128H245ZM75 125V127L73 126L72 128H76V127H82V124H81V121H79V122H77V125H76V123L74 124ZM132 125V126H133ZM230 125H231V127H230ZM239 125V126H238ZM264 125V124H263ZM262 125V126H263ZM131 126V125H130ZM131 126V127H132ZM142 128H141V127ZM171 126V127H170ZM194 126V127H193ZM213 126H215V127H213ZM220 127V128H217V127ZM235 126V127H234ZM244 126V127H243ZM255 126V127H256ZM83 127H84V125H83ZM150 127V128H149ZM223 127V128H222ZM227 127H229V128H227ZM233 127V128H232ZM243 127V128H242ZM147 128V129H146ZM230 128H232V129H237V130H241V131H237V132H235V129L234 130H232V129H230ZM245 128V129H244ZM219 129H223V130H219ZM226 129V130H225ZM228 129V130H227ZM171 130H172V133H171ZM176 130V131H175ZM177 130H179V131H177ZM232 130V131H231ZM249 130V131H248ZM146 131V132H145ZM155 133H154V132ZM161 131V132H160ZM166 131V132H165ZM226 131V132H225ZM229 131V132H228ZM235 132V133H233V134H231V132ZM242 131H245L247 134H249L251 137H253V136H255V143H254V145L252 146V144H251V142L253 141L254 142V137L253 138H250V136L249 135H247L246 133H242ZM223 132V133H222ZM228 132V133H227ZM241 132V133H240ZM250 132V133H249ZM218 133V134H217ZM244 134V135H240V134ZM167 134V135H166ZM224 134V135H223ZM26 136H30V137H32L33 135H32V132L31 131H28L26 134H25ZM32 135V136H31ZM162 135V136H161ZM169 135V136H168ZM171 135V136H170ZM221 135V136H220ZM229 135V136H228ZM233 135L235 136V135H239V137H233ZM247 135V136H246ZM149 137V140L150 141H148L146 138L147 137ZM152 136H151V139H152ZM159 136H161V137H159ZM196 136V137H195ZM231 136H232V138L234 139V140H232L231 139ZM242 136V137H241ZM243 136L245 137V138H243ZM143 137V138H144ZM168 137H170V139L168 138ZM223 137H225V138H223ZM228 137H230V138H227ZM241 137V138H240ZM142 138V139H143ZM164 139V142H163V139ZM165 138H166V142H165ZM190 138V139H189ZM241 140H239V139ZM247 138V139H246ZM250 140H249V139ZM177 139V140H176ZM192 139V140H191ZM193 139H195V141L193 140ZM224 139H227L226 141L224 140ZM230 139H231V141H233V142H231L230 141ZM236 139H238V140H236ZM245 140L246 142H247V144H245L246 142L245 141H243V140ZM146 140V141H145ZM209 142H208V141ZM213 140V141H212ZM235 140H236V143H235ZM248 140H249V142H248ZM229 141H230V143H229ZM237 141H238V143L239 142H241L242 143V141L244 142L243 143V147H239L240 145V143L238 144L237 143ZM257 141V142H256ZM135 142H137V143H139V144H134ZM146 142H148L149 144V146H147V144H146ZM193 142V143H192ZM207 142H208V144H207ZM215 143L216 142V150H214L213 149V151H212V149L210 148L211 146H212V144H211V146L209 145L210 143ZM225 142H227L226 144H225ZM140 143H141V145H140ZM162 143V144H161ZM218 143V144H217ZM233 143V144H232ZM234 143H235V145L236 144H238V145H236V147H234L235 145H234ZM248 143H249V145L250 146H247L248 145ZM260 143V142H259ZM151 144V145H150ZM164 144H168V145H165L164 146ZM202 145V147H201V145ZM230 144H232L231 146H230ZM139 145H140V149H142L141 151H140V149L139 148H136V147H139ZM162 145V146H161ZM200 145V146H199ZM207 145V146H206ZM214 145V144H213ZM220 146V147H218V146ZM227 145V146H226ZM229 145V146H228ZM242 145V144H241ZM246 145V146H245ZM146 146L148 147V149L146 148ZM167 146H169V147H167ZM206 146V147H205ZM208 146H209V148L211 149V151H208L207 149H208ZM226 146V147H225ZM234 148H233V147ZM237 146H238V148L240 149V150H238V148H237ZM255 146V147H254ZM146 149H145V148ZM197 147H201L200 149L199 148H197ZM222 147H224V148H222ZM251 149H250V148ZM198 150H197V149ZM225 148H227V149H225ZM232 148V150H230V149ZM250 149L249 150V153H247L248 152V149ZM257 148V149H256ZM260 148V149H259ZM165 151H164V150ZM204 151H203V150ZM217 149H219V151H221L220 153H222L223 152V150L225 149V153L223 152V154H225V155H223V157L222 158H225V161H224V159H223V161H220V160H218V162H217V160L216 159H219V157H217V156H220V155H222V154H220L219 153V155L217 154V156H215L216 155V152L218 151ZM221 149H223V150H221ZM231 151V153H232V151H233V155H235L236 157V159H234V157H233V155L230 153V151ZM245 149H247V150H245ZM259 149V150H258ZM195 150V151H194ZM207 150V151H206ZM247 151V152H245V151ZM203 151V152H202ZM206 151V152H205ZM214 151H215V153H214ZM227 151V152H226ZM260 151V152H259ZM159 152V151H158ZM202 152V153H201ZM237 152V153H236ZM242 152V153H241ZM251 152L253 153V154H251ZM257 152H259V153H257ZM165 153V154H164ZM215 154L214 156L216 157H214L213 156V154ZM218 153V152H217ZM255 153V154H254ZM257 153V154H256ZM144 154V155H145ZM164 154V155H163ZM167 154V155H166ZM204 154V155H203ZM227 154H229L230 156H227ZM241 154V155H240ZM242 154H243V156H242ZM259 154V155H258ZM208 155V156H207ZM238 155V156H237ZM240 155V156H239ZM246 155H249V156H246ZM252 156V158H254V159H252V158H250L251 156ZM254 155V156H253ZM260 155H262V156H260ZM213 156V157H212ZM225 156H227V159H226V157ZM242 156V157H241ZM165 157V158H164ZM207 157H209V160L207 161ZM221 157V156H220ZM228 157H231V158H228ZM247 157V158H246ZM256 157H258V159L256 158ZM260 157V158H259ZM262 157V158H261ZM201 158V159H200ZM206 158V159H205ZM239 158V159H238ZM241 158H243V159H241ZM249 158V159H248ZM199 159V160H198ZM233 159L234 160H237V161H239V162H241V164L243 163V165H241L240 166V163L239 162H237V163H239V164H237L235 161H233ZM245 159V160H244ZM247 159V160H246ZM252 159V160H251ZM60 160H62V162H63V159L61 158V159H59L58 161H57V166L60 164ZM68 160L69 159H64V161L66 162V163H68ZM71 160V159H70ZM204 160H206L205 162H204ZM216 162H214V161ZM233 162H232V161ZM242 160V161H241ZM256 160V161H255ZM158 161V164L156 165V162ZM212 161V162H211ZM245 161L247 162V163H245ZM253 161V162H252ZM260 161H262V160H260ZM61 162V164H64V163H62ZM211 162V163H210ZM223 162V163H222ZM232 162V163H231ZM256 162V163H255ZM59 163V164H58ZM72 163V164H71ZM71 163H70V161H69V164H71V168L69 167L70 165H68V164H64V165H66V166H64L63 165V167H66V168H64L65 169V171H66V173H67V175H68V177L66 176V173H65V171H64V173H62L61 172V169L62 170H64L63 169V167L62 166H60L59 165V167H57V168H59V171H58V169H56L55 171H54V174H58L59 176V178H61V176H62V180H60V181H63L62 183L63 184H68V181H69V179H72L73 181H71V183H69L68 185H70V184H72V185H70V188L69 189H67V187H64V186H61V185H63V184H61L60 186L62 187V189L63 190H65V191H69L70 193H68V191H67V195H69L70 194V196L72 197V195L71 194H73V196H74V199H75V197H76V200H78L77 202L79 203L80 202V200H84V201H86V202H83V200L81 201V205L83 206H81L80 204H78V205H80L79 206V208H78V205H76V203L77 202H75V201H73L74 199H72V198H70V196H68V197H66L65 196V198H64V195H66V194H63V190H60L59 192V194L60 195H58L56 192H58V189H56L55 191L56 192H54V193H56L55 194V198L56 199H59L60 198V200H63L62 198H64V200L67 202V199L68 200H71V201H68V206L69 207H73V209H74V206H76L77 207V209L78 210H80V212L76 209V207H75V209L74 210H77V211H75V212H77L79 215H81L82 213H83V215L82 216H80V217H82V218H84V219H82V220H84L85 221V218H86V222L87 223H85V222H83L82 224L84 225H86L87 226V224H88V228H89V230L87 229V227H85V236H87L86 238V240H85V238L83 239V240H85V241H82L83 243L85 242L86 243V241H88L89 242V240H90V242H89V244L91 245V249L90 248H87V247H89L90 245L88 244V242L86 243V244H88L87 246H86V248L87 249H89V250H94V246H97V248H98V250H99V248H100V250L99 251H104L105 250V248H103L104 250H101V247H103V246H105V244H106V249L108 250V249H110V250H108V251H106V254H105V251H104V254H105V256H104V258L106 257V259H104L105 261H107V256L109 255V257H108V263L107 264H112L113 262H115L116 264H121L122 263V261H123V263L124 264H137V263H145V264H159V263H156L157 261L155 260V259H153L152 258V248L151 249H149L148 247H146L147 249H149V250H151V252H149V254L145 251V253H146V255L148 256V258L146 257V255H145V253H143V254H141L140 252H139V255L143 258V256H144V258L143 259H145L144 261H143V259L140 261V259H141V257H139L140 259H136V257L134 256L133 257V254H132V249H130L131 248V244H133V242L132 241H134V242H138V241H142V240H140L141 239V236L139 237V234H138V227H137V235H138V237H136V235H135V233H134V231H133V233H131L132 232V229H135L136 228V226L137 225H140V224H138V223H140V218H139V212L137 213V211L136 210H134V211H136V212H134L133 213V210H131L130 208H128V206H126V201H125V205L123 204V205H121L120 206V204H121V202L122 201H124V200H126L124 197H122V195H124L125 194V188H131V185L130 184H134L135 182L132 180L133 178H132V176L130 175V173H129V170L127 171V169H124V172H125V175L123 174V168L122 169H119V167L118 168H113V170H109L108 172L110 173V176H108L109 174H107L108 172H107V170H108V168L109 167H104V169L106 170L105 172H107V173H105L106 175H107V177H109V180H104L103 178H102V175H103V170L104 169H102V166H99V168H101V169H99V171L97 172V169L95 168L96 166H98V165H95V164H91L90 166H88L87 164L85 165L84 163V165L82 166V167H84L85 168V170H83L81 167L79 168H75L76 166H74L73 167V161H71ZM194 163V164H193ZM211 165H210V164ZM233 164V165H231V164ZM150 164V165H149ZM153 164V165H152ZM247 165V167H251V166H253V167H251L250 169L249 168H247L246 167V165ZM252 164V165H251ZM254 164H256V166L254 165ZM94 165H95V167H94ZM155 165V166H154ZM190 165V166H189ZM216 165V166H215ZM219 165V166H218ZM228 165V166H227ZM244 165H245V167H244ZM78 166V165H77ZM80 166V165H79ZM86 166H87V169L89 170V174H90V176L88 177V176H86L87 175V171L88 170H86ZM146 166V165H145ZM203 166V167H202ZM207 166V167H206ZM218 166V167H217ZM234 166V167H233ZM237 166V167H236ZM242 166H243V168H245V169H248V170H250V172L254 175L255 173V175H257L258 174V176H259V178H257L258 176H254L253 177V175H251V174H249L250 172L247 170V172H249L248 174H246L245 173V169H241V171H240V168H242ZM62 167V168H61ZM150 167L149 168H147L148 170H151L150 169ZM160 167V168H159ZM200 167V168H199ZM209 167V168H208ZM232 167V168H231ZM254 167H256V168H258L257 169V171L256 170H254L255 168ZM68 168L69 169H71V170H68ZM72 168H75L76 170L75 171H78V169L80 170L81 169V171H79V172H81L80 174H77V173H79V172H77V173H75V171L72 169ZM92 168H93V170H92ZM95 168V169H94ZM146 168H145V170H146ZM199 168V169H198ZM211 168V169H210ZM216 168H218V169H216ZM227 168V169H226ZM235 168V169H234ZM239 169V172H236V171H238L237 169ZM253 168V169H252ZM67 169V170H66ZM110 169H112V168H110ZM114 169H116V170H114ZM206 169V170H205ZM214 169V170H213ZM74 171V173H72L73 174V176L72 175H69V173L71 174V172H73ZM100 170H101V172H100ZM126 170V171H125ZM151 170V171H152ZM156 170V171H155ZM159 170V171H158ZM201 170V171H200ZM204 170V171H203ZM255 172H253V171ZM69 171V172H68ZM84 171H86V172H84V173H86V174H84L83 175V172ZM93 171V172H92ZM116 171V172H115ZM119 171H122V172H119ZM217 171V172H216ZM220 171V172H219ZM259 171V172H258ZM261 171V172H260ZM56 172V173H55ZM57 172H59V173H57ZM90 172H92V174L90 173ZM94 172H95V174H94ZM113 172H115V173H117V177H116V174H114ZM195 172H197L196 174H195ZM236 172V173H235ZM112 173V174H111ZM120 173H121V175H120ZM233 173H235V175H233ZM241 173H245L244 175H243V177H244V179L246 180V177L248 176V178H250V179H248L247 178V181H250V183L252 184H248V182L246 181V185H244V187H245V189L247 188V185H248V190L246 189H244V187H243V184L240 182V180L239 179H241V178H243V177H240V178H236V177H239V175L241 174ZM62 174V175H61ZM82 174V175H81ZM88 174V175H89ZM100 174H102L101 175V177H99L100 176ZM103 175V176H106V175ZM127 174H129L130 176H131V178H130V176L128 175L127 176ZM79 175V176H78ZM97 175V176H96ZM111 175H112V177H114L113 179H112V177H111ZM123 175V176H122ZM201 175V176H200ZM203 175H204V177H203ZM225 175H226V177H225ZM249 175H251V176H249ZM63 176H66L65 178H68V179H65ZM72 176L73 178H70V177ZM76 176V177H75ZM77 176H78V179H77ZM92 176H94L93 178L95 179H93L94 181L92 182ZM121 176V178L122 179H124L127 183L130 181V180H132L133 182H129L128 184H129V186L128 185H126V182L124 181H122V179H118V177H120ZM125 176V177H124ZM193 176V177H192ZM236 176V177H235ZM77 179L76 180V182L77 181H79V182H77V183H80V184H78L77 185V183H73V182H75L74 180H75V178ZM80 177H82L81 179H80ZM151 178L150 179V181H149V178ZM222 177V178H221ZM224 177V178H223ZM231 177V178H230ZM253 177V178H252ZM84 178H90L89 180H91V181H89L88 179V184L90 185L91 183H93L91 186H93L94 185V183H96V181L99 179L100 180V182L102 183V182H105V183H111V184H109V185H111V186H109L108 184H104V186H102V188H101V185H103V184H101V185H99L98 183H99V180L97 181V188H96V186H95V188H93V187H91V188H86L87 186L89 187V185H87L86 186V184H85V186H84V184H83V182H82V179H83V181L84 180H86V179H84ZM96 178H97V180H96ZM100 178H102V179H100ZM105 179H108V178H106V177H104ZM146 178H147V180H146ZM158 178V179H157ZM188 178V179H187ZM199 178V179H198ZM203 178V179H202ZM227 180H226V179ZM255 178L256 179H258L256 182H258V183H256V182H254L255 181ZM67 180L66 182H64L65 180ZM110 179H112V180H110ZM118 179V182L116 181ZM127 179L129 180V181H127ZM160 179H162V180H160ZM188 181H187V180ZM193 179V180H192ZM223 179H225V180H223ZM233 179V180H232ZM236 179H238V180H236V182H235V180ZM253 180V183L255 184H253L252 183V180ZM86 180V181H87ZM154 180H159L158 182H156V183H159L160 182V184H156L155 182H152V181H154ZM200 180V181H199ZM204 182H203V181ZM223 183V186H221L222 185V183H221V185H220V181ZM230 180H232V181H230ZM115 181V182H114ZM123 183V187L121 186V183ZM145 181H147L146 183H147V185L150 183V184H156L157 185V187H158V185H159V188H157V189H159L160 191V194H165V195H163V196H161V197H159L158 199L156 198V196L158 197V196H160L159 195V193H158V190L157 189H155L154 190V193L152 192V191H149V190H151L149 187H150V185L149 186H147L146 184H145ZM149 181V182H148ZM199 184H196V182ZM224 181V182H223ZM228 181V183H226V185H228V187H229V190L226 188L227 186L225 185L224 186V183L225 182H227ZM237 181H238V183H237ZM91 182V183H90ZM152 182V183H151ZM164 184H163V183ZM180 182V183H179ZM190 184H189V183ZM219 182V183H218ZM230 182V183H229ZM241 184H240V183ZM262 182V183H263ZM83 185H82V184ZM86 183V182H85ZM115 183V184H114ZM119 183V184H118ZM182 183V184H181ZM186 183V184H185ZM200 183H201V185H200ZM211 183H213V184H211ZM231 183H232V186L234 187V189H233V187L231 186ZM75 184V185H74ZM113 184V185H112ZM167 184V185H166ZM189 184V185H188ZM194 184V185H193ZM208 184V185H207ZM217 184V185H216ZM234 184V185H233ZM236 184H238V185H236ZM239 184L243 187V188H239V187H241V186H239ZM264 184V183H263ZM108 185V186H107ZM116 186V188H115V186ZM117 185H118V187H117ZM124 185H125V187H124ZM166 186V187H164V186ZM170 185V186H169ZM181 185V186H180ZM183 185V186H182ZM186 185V186H185ZM207 185V186H206ZM238 186V187H236V186ZM257 185H259V186H257ZM3 186H5V185H3ZM1 184H0V244H3V246L1 245L0 246V264H34V263H41V264H43V263H45V264H61L62 262H65L64 264H66V263H68V264H78L79 262H81L82 261V264H85V263H83V260L84 261H86V262H89L91 259H92V255H94V253H92V252H89V250H87L88 251V253H86L87 254V256L86 255H84L85 254V252H86V248H85V245L86 244H84L83 245V243H81V242H79V244H76V243H74V244H72L71 246L69 245V247H70V249L72 250L73 249V251H76V250H78L77 252L78 253H75V252H73V253H75L76 254V256H71V255H75V254H69L70 252L72 253V251H68V254H67V251L65 250V249H63V248H61V247H59L58 245H56V243H54V244H52V242H55V241H51L50 240V238L51 237H60L61 236V234H63L64 233V229L62 228V227H60V224H61V220H63L64 218H67L70 214L69 213H73V214H75V216L74 215H70L69 216V220H72L71 222L69 221V223H72L75 219H80V217H79V215L77 216V213H75V212H73L74 210H72L71 211V209L70 208H68V206H65V204H66V202L64 203L63 201H62V206H61V210L60 211H63V212H65L64 210H62V208H68V210H67V212H69L67 215L68 216H66V214L64 213V216H66V217H64V216H62L61 218L62 219H58L57 217H56V219H58L57 221H58V225L56 224V220H54V222H55V225H46L45 227H44V231H46V232H44L43 231V229H41L42 227L41 226H39V224H38V217H39V214H36V216H35V211L36 210H34V212H33V209H35L34 207L32 208V206H30V204L28 203V201H25V200H22V198L21 197H17V195H16V193L14 194V192H12V190L11 189H9V190H7L9 187H3ZM74 186H78L77 188H79V189H77L76 187L74 188ZM107 186V187H106ZM120 186V187H119ZM177 186V187H176ZM201 186V187H200ZM209 186L211 187V188H209ZM218 186H221L224 190H228L229 192H230V190H231V192L229 193V194H231V195H229L227 192V190H226V192L222 189V188H218ZM2 187L4 188V189H2ZM82 189H84V190H82ZM99 187H100V190H99ZM109 187H111V188H109ZM115 188V189H113V188ZM121 187H122V189H121ZM173 187V188H172ZM254 187V188H253ZM261 188V190L259 189V188ZM66 188V189H65ZM71 188H73V189H71ZM105 188H107V189H105ZM120 188V189H119ZM139 188V187H138ZM147 188H149L148 190H147ZM169 188V189H168ZM172 188V189H171ZM179 189V191H178V189ZM194 188V189H193ZM206 188V189H205ZM214 188V189H213ZM235 188L237 189V191L235 190ZM238 188L239 189H242V190H240L241 192L243 191L246 195H248V196H246L244 193H241L240 191H238ZM249 188H250V191H249ZM252 188V189H251ZM71 189V190H70ZM76 189V190H75ZM89 189V190H88ZM93 190V194H92V191L91 190ZM94 189H95V191H97L98 192V194H97V192H95L94 191ZM103 189V190H102ZM111 190V189H113V190H111L112 192H110V191H108V190ZM117 189V190H116ZM121 191H119V190ZM124 189V190H123ZM127 189H126V191H127ZM128 189V190H129ZM132 189L134 190L135 189V185L133 186L132 185ZM132 189H130V190H132ZM165 189V190H164ZM171 189V190H170ZM176 189V190H175ZM181 189V190H180ZM183 189H185V190H183ZM213 189V190H212ZM218 189H221L220 191H218ZM254 189V190H253ZM8 192H7V191ZM81 191V193H80V191ZM99 190V191H98ZM107 190V191H106ZM189 190V191H188ZM202 190V191H201ZM209 190H211V191H209ZM258 190V191H257ZM63 191V192H62ZM75 191V192H74ZM84 191V192H83ZM86 191V192H85ZM89 191H90V193H89ZM107 193H105V192ZM140 191V190H139ZM150 193H153V195L155 194V193H157V195L155 196H153L152 194H150ZM165 191V192H164ZM177 192V194H176V192ZM204 191V192H203ZM214 191V192H213ZM217 191V192H216ZM233 191H236V193L234 192L233 193ZM246 191H248V192H246ZM256 191V192H255ZM259 191H262V192H259ZM73 192V193H72ZM103 192V193H102ZM110 192V193H109ZM116 192V193H115ZM117 192H119V193H117ZM122 192H124V193H122ZM162 192V193H161ZM186 192V193H185ZM190 192V193H189ZM193 192V193H192ZM216 192V193H215ZM222 192V194H220ZM237 192H240V193H237ZM251 192H253V193H251ZM11 195H10V194ZM61 193L63 194V196L61 195ZM78 195H77V194ZM83 193V194H82ZM85 193V194H84ZM86 193H88V194H86ZM95 193V194H94ZM102 193V194H101ZM110 195H109V194ZM112 193H114V195L116 196V197H114L113 195H112ZM122 193V195H118V194H121ZM174 194V195H172V194ZM181 193H183L184 195H182ZM194 195H192V194ZM208 193V194H207ZM249 193V194H248ZM255 193H257L258 195H263V196H260V197H262V199L257 195V194H255ZM262 193V194H261ZM97 194V195H96ZM143 194V195H144ZM170 196H169V195ZM190 194H191V196H190ZM212 194H214V195H212ZM218 194V195H217ZM226 194H228V195H226ZM235 194V195H234ZM244 194V196H246V197H242V195ZM9 195V196H8ZM90 195V196H89ZM91 195H92V197H95V196H98V195H104V197H106V199H111L110 197H112V199L111 200H113L112 202H114V209L115 208H119V207H121L120 209H121V211L123 212V214H122V212L120 211V209H119V211H117V209H115L116 210V212H118L119 214H116V212L114 211V213L116 214V218H115V225H117V226H113L114 224H111L110 225V228H111V230H110V228H109V230H108V227H105V225L104 224H101L102 226H104V228H105V230H104V228L103 227H101V225L99 224V221H98V219H93L94 221H95V223L97 224V222L96 221H98V224L96 225L95 223H94V221L92 222V224H93V226H94V228L92 227V224H91V222H88V221H92L91 220V217L92 216H90V215H93L94 216V214H93V212H94V210L92 209L93 208V206L92 207H90V205L92 204V197H91ZM112 195V196H111ZM144 195V196H145ZM216 195V196H215ZM222 195V197H221V199H220V196ZM236 195H239V196H237V198H236ZM16 196V197H15ZM57 196H59V198H57ZM62 198H61V197ZM80 196V197H79ZM84 196L85 197H87L86 199H88L89 197H90V199H88V201L87 200H85L84 199ZM89 196V197H88ZM110 196V197H109ZM165 196H167V197H165ZM174 196V197H173ZM177 196V197H176ZM184 196V197H183ZM225 196V197H224ZM231 196V197H230ZM12 197V198H11ZM82 197V198H81ZM109 197V198H108ZM163 197V198H162ZM176 197V198H175ZM178 197H180L179 198V200H177L178 199ZM188 197V198H187ZM192 197V198H191ZM208 197V198H207ZM211 198V200H210V198ZM240 198V201H241V199H242V201L240 202L238 199ZM242 197V198H241ZM258 197V198H257ZM11 198V199H10ZM67 198V199H66ZM155 199V201H154V199ZM162 198V199H161ZM174 198V199H173ZM215 198L218 200H215ZM222 198H223V200H222ZM225 198V199H224ZM18 200V202H17V200ZM114 199H115V201H114ZM117 199H120L121 200V202H118V204H117V207H115L116 205V200ZM151 199V200H150ZM153 199V200H152ZM166 199H168L167 201H166ZM173 199V200H172ZM181 199V200H180ZM194 201H193V200ZM233 199V200H232ZM20 200V201H19ZM120 200H118V201H120ZM191 200V201H190ZM206 200H207V202H206ZM226 200V201H225ZM261 202H260V201ZM263 200V201H262ZM24 201H25V203H24ZM150 201H153V203L150 205ZM157 201V202H156ZM174 201V202H173ZM178 201V202H177ZM182 201V202H181ZM191 202V203H188V202ZM214 201V202H213ZM227 201H228V203H227ZM230 201V202H229ZM232 201V202H231ZM8 202V203H7ZM74 202V205L73 206H70V205H72V203ZM87 202H90V203H87ZM116 202V203H115ZM144 202H146V201H144ZM156 202V203H155ZM167 202V203H166ZM176 204L175 206H174V204ZM175 202H177V203H175ZM184 202V203H183ZM193 202V203H192ZM209 202V203H208ZM220 202V203H219ZM221 202H222V204H221ZM85 203V204H84ZM172 203V204H171ZM185 203H186V205H185ZM188 203V204H187ZM205 203V204H204ZM207 203V204H206ZM224 203V204H223ZM233 203V204H232ZM239 203V204H238ZM29 205V206H27V205ZM63 204H64V206H63ZM154 204V205H153ZM183 204V205H182ZM221 204V205H220ZM230 204V205H229ZM232 204V205H231ZM240 204L242 205V206H240ZM87 206V208L88 209H90V211H88L87 212V208H86V206ZM88 205H89V207H88ZM93 205V204H92ZM210 205V206H209ZM220 205V206H219ZM228 205V206H227ZM235 205V206H234ZM21 206H22V208H21ZM123 206L124 207H127L126 209H130L129 210V212H130V214H132V215H134L135 216V214L137 215L138 214V218L135 216V218H134V220H132V215H130L129 214V212H126V209L124 208L123 209ZM153 206V207H152ZM173 206V207H172ZM180 206V207H179ZM181 206H183L184 207V209H183V207H181ZM198 206H200V207H203V208H200V207H197ZM206 206V207H205ZM208 206H209V208H208ZM218 206H219V208H218ZM225 206H227V207H225ZM245 206V207H244ZM23 207L24 208H26V209H23ZM31 207V208H30ZM82 207V208H81ZM85 207V208H84ZM153 209H152V208ZM171 207V208H170ZM224 207H225V210H221V209H224ZM238 207H240V209H242V210H238L239 208ZM245 208V209H243V208ZM178 208H180V209H178ZM186 208V209H185ZM188 208V209H187ZM191 208V209H190ZM193 208H194V210H193ZM206 208V209H205ZM208 208V209H207ZM212 210H211V209ZM81 209H86V210H81ZM180 210V211H178V210ZM198 209V210H197ZM230 209V210H229ZM233 209V210H232ZM21 210H23V211H21ZM93 212H92V211ZM126 212V214H125V212ZM170 210V211H169ZM177 210V211H176ZM189 210L191 211L190 212V214H189ZM214 210V211H213ZM216 210V211H215ZM229 210V211H228ZM232 210V211H231ZM33 213H32V212ZM82 211V212H81ZM158 211L160 212L158 215H157V213H158ZM176 211V212H175ZM185 211V212H184ZM196 211V212H195ZM197 211H199V216H198V214H196V213H198ZM234 211V212H233ZM237 211V212H236ZM23 212V213H22ZM66 212V213H67ZM173 212V213H172ZM205 212V213H204ZM224 212V213H223ZM229 212V213H228ZM245 212V213H244ZM36 213H38V212H36ZM61 213V212H60ZM71 213V214H72ZM84 213H86V214H84ZM89 213V214H88ZM127 213L129 214V215H127ZM156 213V214H155ZM171 213V215H169ZM191 213H195V214H191ZM207 213H210V214H207ZM216 213V214H215ZM218 213V214H217ZM223 213V214H222ZM235 213V214H234ZM238 213V214H237ZM18 214H21V215H19V217L17 216ZM29 214H30V216H29ZM63 214V213H62ZM125 214V215H124ZM155 214V215H154ZM167 214L169 215V217L167 216ZM185 214H189L188 216H186ZM202 214H204V215H202ZM226 214V215H225ZM233 214V215H232ZM89 216V219L87 220V216ZM106 215V214H105ZM121 215H124V216H126L127 215V219L129 218V216H131L130 217V219H128L129 220V222H127L128 220H126L125 221V218H124V216H121ZM160 215V217H161V220H160V217H158ZM198 218H196L197 220H195V221H198V222H195L194 221V217L195 216ZM201 215V216H200ZM220 217H219V216ZM223 215V216H222ZM240 217H239V216ZM13 216V217H12ZM23 216V217H22ZM26 216H27V218H28V221H29V223H27L26 221H27V218H26ZM38 216V217H37ZM71 216H74V218H72ZM121 216L122 218H120V220H121V222H120V225L122 226H119L117 223H116V221L117 222H119L120 220H119V217ZM133 216V217H134ZM194 216V217H193ZM209 216V217H208ZM211 216H213V217H211ZM17 217V218H16ZM33 217V218H32ZM36 217V218H35ZM71 217V218H70ZM76 217V218H75ZM102 217H104V213L102 214ZM146 217V216H145ZM165 219V217H166V219L164 220L163 218ZM168 217V218H167ZM174 217V216H173ZM185 217V218H184ZM224 217L225 218H227V217H230V218H227V219H225L224 220ZM30 218H31V221H34V219H35V221H36V223L38 224H36L35 222H31L30 221ZM118 218V219H117ZM177 218V217H176ZM181 218H182V220H181ZM185 219V221H184V219ZM186 218H190V220H186ZM211 218V219H210ZM216 218V219H215ZM18 219V220H17ZM19 219H20V221H19ZM74 219V220H73ZM77 219V220H78ZM80 219V220H81ZM124 219V220H123ZM135 219H138V220H136V222H135ZM168 219H169V221H168ZM206 219V220H205ZM215 219V220H214ZM234 219V220H233ZM23 220V221H22ZM68 219H66V221H67ZM77 220H75L74 222H73V224L75 225V224H77ZM80 220H78V224L80 225L81 224V222L79 223V221ZM81 220V221H82ZM171 220H173L174 221V218H172ZM192 220V222L194 223V225H192L193 223L191 222L190 223V221ZM214 220V221H213ZM230 221V223L228 222V221ZM64 222H65V220H63ZM123 221H125V223L123 222ZM133 223H132V222ZM139 221V222H138ZM208 221V222H207ZM209 221H210V223H209ZM218 221V222H217ZM63 222V223H64ZM76 222V223H75ZM131 222V223H130ZM186 223V225L184 226V224ZM201 222V223H200ZM203 222V223H202ZM214 222H216V223H214ZM220 222H222V223H220ZM224 222H226V223H224ZM34 223V224H33ZM60 223V224H59ZM62 223V224H63ZM67 223H68V221H67ZM122 223V224H121ZM124 223V224H123ZM131 224L132 225V227H135V228H131V227H129L131 230H128L127 229V227H128V225H126V224ZM135 223V224H134ZM136 223H137V225H136ZM190 223V224H189ZM196 223H198L199 224V227H198V225L196 224ZM213 223V225H211ZM246 223V224H245ZM31 226V227H29V225ZM38 226L37 228H38V230H37V228L35 227L36 225ZM65 224V223H64ZM63 224V225H64ZM80 225V226H83V225ZM153 223L151 222V224L150 225H152ZM189 224V225H188ZM203 224H205V225H203ZM221 224V225H220ZM225 224H227L228 226H226ZM240 224H241V226H240ZM248 224V226L246 227V225ZM33 225V226H32ZM84 225V226H85ZM99 225V226H98ZM127 227H126V226ZM136 225V226H135ZM195 225H197V226H195ZM203 225V226H202ZM209 225V226H208ZM226 226V227H224V229L226 228L227 229V227H228V229L227 230H229V232L225 229H223V227H222V229L220 228L221 226ZM237 225V226H236ZM249 225H250V227H249ZM89 226H91L92 228V230L93 231H90L91 229H90V227ZM188 226V227H187ZM190 226V227H189ZM192 226V227H191ZM216 226V227H215ZM245 226V227H244ZM33 227V228H32ZM99 227V228H98ZM119 229H118V228ZM121 227V228H120ZM126 227V228H125ZM185 228L186 227V229L183 231V229H181L180 230V228ZM199 229V230H197V228ZM207 227H208V229H207ZM238 227V230L236 229ZM245 229H244V228ZM249 227V229H246V228H248ZM36 228V229H35ZM42 230L41 232H42V234H43V232H44V234L45 235H47L48 236V234H49V236L48 237H50V238H48L49 239V241L51 242V244H52V246L53 247H51L50 249H51V254L49 253L50 252V249H49V247H48V244H50L49 242H47L48 241V239H47V236H46V238H45V236L43 237V235H41L40 234V229ZM98 228V229H97ZM122 228H124L125 229V233H123L124 231V229H122ZM188 228L191 230L190 231V233H189V230H188ZM212 228V229H211ZM86 229H87V232L89 233V235H87L86 233ZM94 229H96V230H94ZM107 229V230H106ZM117 229V230H116ZM197 231H196V230ZM204 229V230H203ZM207 229V231H210V233H211V231H212V236H211V234L209 233V232H206L205 230ZM221 229V230H220ZM244 231H243V230ZM114 230V231H113ZM126 230H127V232H126ZM201 230V231H200ZM221 232H220V231ZM223 230V231H222ZM231 230V231H230ZM247 230H249V231H247ZM36 231H37V233H36ZM39 231V232H38ZM96 233H95V232ZM109 231H112V233L110 232L109 234L110 235H108V232ZM115 231L117 232V233H115ZM119 231L122 233V234H120L119 233ZM181 231V232H180ZM204 233H203V232ZM214 231V232H213ZM233 231V232H232ZM236 231V232H235ZM254 232V236H256L255 237V239H256V242H255V239H254V236H252V232ZM92 232H94V233H92ZM107 232V233H106ZM184 232V233H185ZM194 232V233H193ZM197 232H198V234H200V237H201V235L202 234H204V237L205 236H207V234L208 235H210V236H208V237H210L209 239L211 240V242H212V244L210 243V240L208 239V237H206V239H204V241L205 240H209V242H208V240H207V242H204V241H202V242H200L202 239H200V237H198V235H197ZM200 232H202V234L200 233ZM207 234H206V233ZM226 232V233H225ZM247 232V233H246ZM249 232V233H248ZM128 233V234H127ZM131 233V234H130ZM191 233H193L192 235H191ZM196 233V234H195ZM215 235H214V234ZM231 234V236H230V234ZM234 233V234H233ZM240 234V233H242V234H240V236H238V234ZM244 233V234H243ZM246 233V234H245ZM251 233V234H250ZM93 234H95V235H93V237H92V235ZM111 234H113V235H111ZM114 234H116V235H114ZM125 234H127V235H125ZM130 234V236H128ZM236 234V235H235ZM247 234H250V236H248ZM40 235V236H39ZM126 236L125 238H128V239H125V240H130V239H132V241L130 240L129 242H130V245H129V243L126 241V243L124 244H122V245H120V243H118V241H117V238L120 236V237H122V236ZM132 235H134L135 237H136V239H135V237H132ZM195 235H197V236H195ZM223 235H225V236H223ZM233 235V236H232ZM244 235V236H243ZM245 235H247V236H245ZM261 235V236H260ZM96 236V237H95ZM103 236H105L104 238H103ZM108 236V237H107ZM110 236V237H109ZM111 236H114L113 238L111 237ZM193 236V237H192ZM226 236H228V237H226ZM16 237H17V239H16ZM94 238L93 240H92V238ZM117 237V238H116ZM218 237V238H217ZM225 237V238H224ZM236 237V238H235ZM242 237V239H240ZM244 237V238H243ZM245 237H247V238H245ZM250 237H253L252 239H254V240H252ZM258 237H259V239H258ZM15 238V239H14ZM90 238V239H89ZM97 238H98V240H97ZM103 238V241L102 240H100V239H102ZM196 238V239H195ZM197 238H199V241H197L198 239ZM214 238H215V240H214ZM229 238V239H228ZM45 239V240H44ZM114 239V240H113ZM134 239V240H133ZM139 239V240H138ZM184 239V238H183ZM218 239V240H217ZM247 239V240H246ZM252 240V241H254V243L252 242V241H250L249 242V240ZM258 239V240H257ZM260 239H261V241H260ZM4 241V242H2V241ZM10 240V241H9ZM53 240V239H52ZM97 240V241H96ZM105 240H107V241H105ZM110 240V241H109ZM113 240V241H112ZM212 240H214V242L212 241ZM224 240V242H222ZM226 240V241H225ZM230 240V241H229ZM235 240V241H234ZM246 240V242H244ZM5 241H8L7 242V244H6V242ZM17 241V242H16ZM96 243H95V242ZM101 241V242H100ZM115 241L117 242L116 244H115ZM196 241L198 242L197 244H196ZM218 241V242H217ZM243 243H242V242ZM248 241V242H247ZM16 242V243H15ZM26 242V243H25ZM94 242V243H93ZM98 242V243H97ZM107 242V243H106ZM109 242H111V243H109ZM200 242V243H199ZM225 242H227V243H225ZM231 242V243H230ZM235 242L237 243V244H235ZM78 243V242H77ZM81 243V244H80ZM91 243H93V245L91 244ZM217 243V244H216ZM223 243H225V244H223ZM240 243H242L241 245H242V247H240L241 245H239ZM245 243V244H244ZM250 243V244H249ZM6 244V245H5ZM22 244V245H21ZM40 244H42V246L40 245ZM50 244V245H51ZM95 244V245H94ZM97 244V245H96ZM99 244V245H98ZM104 244V245H103ZM110 246L111 244H112V246H110V247H108L107 248V246L108 245ZM127 244L130 246V248H129V246H127ZM200 244V245H199ZM219 244V246L221 247V248H219V247H217V245ZM221 244V245H220ZM246 244H247V246H246ZM259 244V245H258ZM260 244H262V246L260 245ZM20 245V246H19ZM55 245H56V247L59 249V250H57V248L55 247ZM75 245H77V246H75V247H77L76 248V250H75V247L74 246ZM119 245V246H118ZM126 245V246H125ZM192 245H194V246H192ZM210 245V246H209ZM238 245V246H237ZM40 248H39V247ZM47 246V247H46ZM73 246V247H72ZM81 248V249H83V247H84V249L81 251V249L79 248V247ZM99 246V247H98ZM101 246V247H100ZM115 246V247H114ZM117 246V247H116ZM190 246V247H189ZM234 246V248H233V250H231L232 249V247ZM237 246V247H236ZM246 246V247H245ZM256 246V247H255ZM5 247V248H4ZM118 247H119V249H118ZM236 247V248H235ZM250 247H252V248H250ZM258 247V248H257ZM261 249H260V248ZM3 248V249H2ZM22 248V249H21ZM25 248V249H24ZM54 248V249H53ZM80 250H79V249ZM96 248V249H97ZM120 248H122V249H120ZM124 248V249H123ZM126 248H128V249H126ZM145 248V249H146ZM217 248L219 249V250H217ZM241 248V249H240ZM95 249V251H96V253L97 252H99L98 250H96ZM116 250L117 252V255H115L114 253H113V256H112V252H114V251H112V250ZM146 249V250H147ZM240 249V250H239ZM257 249V250H256ZM263 249V250H262ZM2 250V251H1ZM53 250H55V251H53ZM149 250H147V251H149ZM208 251L207 253L208 254H206L205 252L206 251ZM261 250V252H259V251ZM5 251V252H4ZM83 251H85V252H83ZM94 251V252H95ZM119 251V252H118ZM126 251H128V253L126 252ZM137 251H138V249H137ZM195 251V250H194ZM212 251H213V253H214V255H213V253H212ZM214 251H216V252H214ZM218 251V252H217ZM240 251V252H239ZM242 251H244L245 253H243ZM47 252V253H46ZM61 252V253H60ZM82 252V253H81ZM142 252H144V251H142ZM162 252V251H161ZM34 253H36L35 254V256H37L38 254V256H37V258L39 259L37 262H36V260L37 259H35L36 257L35 256H32ZM53 253H55V254H53ZM63 253V254H62ZM84 253V254H83ZM90 253H92V254H90ZM211 254V256H209L210 254ZM218 254V256L217 255H215V254ZM41 254H43L42 256H41V258H40V255ZM49 254V255H48ZM64 254H65V256H64ZM79 254V255H78ZM82 254V255H81ZM89 254L91 255L90 256V258H89ZM121 254V255H120ZM122 254L124 255V257L122 256ZM126 254V255H125ZM127 254H129L128 256H130V258H128V256H127ZM132 254V255H131ZM208 255V257H206V255ZM46 255H48V256H45ZM68 255V256H67ZM84 255V256H83ZM143 255V256H142ZM255 255V256H254ZM49 256H51V260H50V262H49V259L50 258H48ZM54 256V257H53ZM58 256V257H57ZM60 256V257H59ZM73 258V259H71V257ZM80 258H79V257ZM81 256L82 257H85V258H87V260H85V259H83V258H81ZM122 256V257H121ZM127 256V258H125ZM132 256V257H131ZM214 258H213V257ZM215 256H216V258H215ZM253 256V257H252ZM43 257H45V258H48V259H44V261H43ZM65 257H66V259H65ZM70 257V258H69ZM76 257H78L77 259H78V261H77V259H76ZM114 259L115 257H118V258H115L114 259V261H113V259ZM150 257V258H149ZM211 257V258H210ZM238 257H236V258H238ZM256 257V258H255ZM4 258V259H3ZM56 258H59V259H56ZM68 258V259H67ZM134 258H135V261H134ZM207 258H209V259H213L212 261L211 260H208ZM249 258V259H248ZM251 258V259H250ZM260 258V259H259ZM3 259V260H2ZM30 259V260H29ZM40 259H42L41 261H40ZM64 261H63V260ZM70 259H71V262H69L70 261ZM75 259H76V262L77 263H74V261H75ZM80 259H82V260H80ZM88 259H90V260H88ZM118 259H120V261H117ZM121 259H123V260H121ZM129 259V260H128ZM130 259H132V261L130 260ZM151 259V260H150ZM216 259V260H215ZM261 259H263V260H261ZM33 260H35V262L33 261ZM48 260V261H47ZM116 260V261H115ZM126 262H125V261ZM208 260V261H207ZM238 260H236V262H240V261H238ZM249 260V261H248ZM257 260V261H256ZM261 260V261H260ZM40 261V262H39ZM59 261V262H58ZM109 261H110V263H109ZM148 261H151V262H148ZM215 261V262H214ZM17 262V263H16ZM57 262V263H56ZM133 262H135V263H133ZM155 262V263H154ZM207 262V263H206ZM212 262V263H211ZM235 262V261H234ZM233 262V263H234ZM240 262V264H242ZM246 262V263H245ZM253 262V263H252ZM261 262V263H260ZM115 263H113V264H115ZM161 263V262H160ZM79 264H81V263H79ZM234 264H238V263H234Z\"/></svg>", "mask_w": 264, "mask_h": 264}, {"label": "bare ground", "instance_id": "bare-ground-1", "mask_svg": "<svg viewBox=\"0 0 264 264\" xmlns=\"http://www.w3.org/2000/svg\"><path fill=\"white\" fill-rule=\"evenodd\" d=\"M7 1H9V0H6V2ZM41 1V0H40ZM42 1H44V0H42ZM46 1V0H45ZM52 2H53V5L55 6V8L56 9H59L57 6H62L61 4L63 3V2H66V3H64V4H66V5H69V4H67V2H77L78 0H51ZM93 1V5L95 4V8H98V6L100 7V4H101V2H102V0H92ZM163 1V0H162ZM175 1H178V0H175ZM182 1V0H181ZM187 1V0H186ZM189 1V0H188ZM194 0H191L190 2H192V6H193V4L194 5H197V4H195L196 2H193ZM197 1V0H196ZM206 1V0H205ZM214 2L213 3H215V5H216V7L214 6V4H213V6H212V8L213 9H215V8H217L216 10H218L219 12H221V10H223V12L225 11L226 12V8H227V11H228V14L230 13V12H232L231 10H230V12H229V8L230 9H234L236 6H237V8L236 9H234L233 10V13L234 12H236L237 11V9L239 8L238 6L239 5H241L240 7H242V11H243V9L245 10V8L244 7H247L248 9H249V11H254L253 10V8L252 9H250V7H252L253 5H255V1H261V0H213ZM216 1H218L219 3H216ZM220 1H222V2H220ZM225 1V3H223ZM3 2L5 3V1L3 0ZM2 1H0V5H1V3H3ZM12 2V1H11ZM50 2V1H49ZM80 2V1H79ZM78 2V3H79ZM85 2V1H84ZM83 2V3H84ZM164 2V1H163ZM162 2V3H163ZM169 2H170V0H169ZM172 2V1H171ZM171 2H170V4L169 5H167V6H169L170 7V5H171ZM173 2H174V0H173ZM183 2V1H182ZM189 2V3H190ZM207 2H211V0L209 1H207ZM3 3V5L5 6V4ZM9 3H10V1H9ZM47 3V2H46ZM90 4H91V2H89ZM104 3V2H103ZM176 2H174V4H175ZM189 3H187L186 5H188ZM205 3V2H204ZM11 4V3H10ZM35 4V3H34ZM50 4V3H49ZM79 4H81V3H79ZM167 4V3H166ZM165 4V5H166ZM174 4H172V6L174 5ZM177 4V3H176ZM191 4V3H190ZM211 4V3H210ZM209 4V5H210ZM3 5H2V7H3ZM7 5V4H6ZM9 5V4H8ZM14 4H12V6H13ZM45 5V4H44ZM48 5V4H47ZM52 5V4H51ZM66 5L64 6V7H66ZM74 5H76V3L74 4ZM82 5H84V4H82ZM87 4H85V6H86ZM89 5V4H88ZM87 5V6H88ZM160 5V4H159ZM162 5V4H161ZM179 5V4H178ZM177 5V6H178ZM212 5V4H211ZM49 6V5H48ZM54 6H52V7H54ZM87 6L85 7V8H87ZM92 7L93 8V6L92 5H89V7ZM191 5H189V7H192ZM7 7V8H6ZM6 7H4V8H6L5 10L3 9V8H1L0 9V184L3 186V185H5V186H3V187H9L7 190H9V189H11L12 190V192H14V194L16 193V195H17V197H21L22 198V200H25V201H28V203L30 204V206H32V208L34 207L35 209H33V212H34V210H36L34 213H35V216H36V214H39V217H38V224H39V226H41L42 228L41 229H43V231H44V227L46 226V225H55V222H54V220H60V219H62L63 217L62 216H64V213L66 214V216H68L67 214L69 213V212H67V210H68V208H72L71 209V211L72 210H74L75 209V207L76 206H74V209H73V207H69L68 206V201H71L72 199H74V196H73V194H71L72 195V197L70 196V194L69 195H67L68 193H70L68 190V193H67V191H65V190H63L62 189V187L61 186H64V187H67V189H69L70 188V185H72V184H70V185H68L69 183H71V181H73L72 179H69V181H68V184H63L62 182L63 181H60V180H62V176H61V178H59L58 176V174L56 175V174H54V171L56 170V169H58V171H59V168H57V167H59V165L61 164V162H62V160H60L61 162H60V164L57 166V161L59 160V159H63V162L62 163H64V164H68V165H70L69 167L71 168V161H73V167L74 166H76L75 168H84V167H82L84 164L86 165H88V166H90L91 164L93 165V164H95V165H98V166H96L95 167V165H94V167L97 169V172L99 171V169H101V168H99V166H102V169H104V167H109L108 168V170H107V172L110 170H113V168H118L119 167V169H122L123 168V174L125 175V172H124V169H127V171L129 170V173H130V175L132 176V180L135 182L134 184H130L131 185V188L130 189H132V185L134 186L135 185V189L133 190H130L129 188V190L127 189V188H125V194L124 195H122V193H124V192H122L121 194H118V195H122V197H124L126 200H124V201H122L121 202V200L120 199H117L116 200V206L115 207H117V204H118V202H121V204H120V206L121 205H123L124 203H125V201H126V206H128V208H130L131 210H133V213L134 212H136L137 211V213L139 214V220H140V223H138V224H140V225H137V223H136V228L135 227H132V225L130 224H126V225H128V227H127V229L128 230H131L129 227H131V228H135V229H132V232L131 233H133V231H134V233H135V235H136V237H138V235H137V227H138V234H139V237L141 236V239L140 240H142L141 242L140 241H138V242H134V241H132V239H130L132 242H133V244H131L130 245V240H125V239H128V238H125L126 236H122V237H116L117 238V241H118V243H120V245H122L123 243L125 244L126 243V241L129 243V245L131 246V248H130V246L127 244V246H129V248L130 249H132V254H133V257L135 256L136 257V259L138 260V259H140L139 257H141L140 255H139V252L141 253V254H143V253H145V251L149 254V252H151V250H149V249H151L152 248V258L153 259H155L157 262L156 263H159V264H204L205 263V257H204V253H203V251H201V250H204L203 248H205L206 246H207V244L205 245V247H201L202 245H204L203 244V242L202 241H204V239H206V237H208V236H210V235H208L209 233H210V231H207V229H208V227H207V229L205 230L206 232H209L208 234H207V236H205L204 237V234H202V232H200L202 235H201V237L203 238H201L200 237V234H198V232H197V235H198V237H200V239H202L200 242H202L201 243V246H200V248H202L201 250L199 249V246L198 245H196L195 246V248H193V247H191V248H188L187 246L185 247L184 246V244L186 245L187 243H185L184 242V244L182 243L183 241H186L185 240V238H188V233H186L187 231L185 230L186 229V227L185 228H180V230L181 229H183V231L185 232H183V233H179L177 230L179 229V227L182 225L183 226V220H182V218H181V220L182 221H180V220H178L179 218H178V216L181 214V212H180V214L178 215L177 214V210L178 209H180V208H178L175 212H176V217H175V214L174 215H172V218H174V221L173 220H171L172 218H170V221L171 222H174L175 223V225L177 224L176 222L177 221H175V219L176 220H178L179 221V223H181V225L179 226L178 224H177V227L176 228H178V229H173V228H171L172 226L174 227V223H173V225L170 227L169 225H171L172 223L171 222H169L168 224H167V222H163V221H159V222H157L156 224H155V222H153V220H154V217L155 216H153L152 214H153V212H156L155 211V209L156 208H158V207H156V208H152L153 209V211L151 210V209H148L149 208V203H148V201L147 200H149V199H147V200H145L143 197H145L146 198V196L148 197V194L147 195H145L146 193L145 192H147L145 189L142 191L141 189H140V186L143 184V179H144V176L145 177H147V176H151V178L152 177H154V178H156L155 176H156V173L154 174L155 176H153L152 175V172L154 171V170H152L153 168H151L150 166H147L148 164H143V162L144 161H148V163L151 161V160H153V159H155V158H157V160H158V155H160V150L158 149V151H157V148L159 147V142H158V140L159 139H157V134L159 133H157L156 132V138L155 137H153L152 135H150L149 137H150V140H149V137H147L148 135L147 134H151L150 132H152V131H150V129L152 128L151 126V124H150V122H149V124L148 125H146L147 124V122L144 120V119H142V120H144V122H145V125H146V127L147 126H150L149 128V132H147V134H144V132L142 131V130H145V129H140L139 128V126L138 125H136V118H134V117H137V116H135L134 114H142L141 112H139V113H135V111L136 110H134V107H133V109L131 110V109H129V108H127L129 105H127L128 104V102L130 101H132L131 100V98H132V91L134 90V88H133V90L131 91V93H129V91H126L125 90V87L124 86H122L121 84H119L118 82H116V83H114V86H110V87H113V88H115V89H113V90H116V92H118L120 95H118L119 97H122V99L124 98L125 99V101L127 102V104L125 105V104H123V103H121V104H118L117 102H118V100H116V101H112V102H109V101H111V100H109L108 102H106V99L104 100L103 99V95H104V93H103V95H101L100 93L99 94H95L96 93V91H93V92H95V93H92V91H90V92H88L87 93V91H86V89H84V88H78V87H76L77 85H76V83L78 82H76V83H74V81H73V83L72 82H68L69 80H72V74H70V73H68V71H65L64 69H66V70H68L67 68H63V69H61V68H58L57 66L59 65H56L55 63L53 64V62H55L56 60L53 58L55 55H53V54H55V53H57L56 51L53 53L52 52V50L54 51V49H52L51 50V53H53L52 54V56L50 55H48L47 53H46V51L48 50V53H49V50H50V47L52 46H50L49 47V49H47V50H45V48H44V45H43V47H41V45H40V47H38V46H35V47H33V50H31V52H30V54L28 53V45L27 46H25V47H27V48H24L23 47V51L26 49V54L28 53V57H27V55H22V53H23V51H22V49H20L21 50V56H26L25 58V60H24V58L22 59V61H24L23 63H21V65L19 64V61L21 60V57H19V56H17L18 54H16V52L18 51H16L15 49L17 48V49H19V47L17 46H14L15 48H14V50H15V52L13 51V49H12V46H11V44H9V41H10V35L11 36H13L12 34H10L8 31L10 30V26L9 25H6V23H7V20H9V15L11 14L10 13V11H8V8L10 7H8V6H6ZM42 7V6H41ZM40 7V8H41ZM52 7H51V9H52ZM63 7V6H62ZM68 7H70L71 8V10L70 9H68V10H70V12H72V7H71V4L69 5V6H67V8ZM75 7H77L76 9L77 10H79V12H78V14H77V16L79 17H81V15L84 13H82V11H84V8H82L81 7V9L79 8L78 9V5H76ZM74 6H73V8H75ZM84 7V6H83ZM90 7V8H91ZM158 7V6H157ZM166 7V6H165ZM168 7V8H169ZM175 7V6H174ZM215 7V8H214ZM42 8H45V6L44 7H42ZM41 8V9H42ZM91 8V9H92ZM160 8V7H159ZM171 8V7H170ZM170 8H169V10H170ZM182 8V7H181ZM195 8V7H194ZM193 8V9H194ZM246 8V9H247ZM9 9H11V8H9ZM41 9H40V11H41ZM46 9V11H47V8H45ZM50 9V8H49ZM60 9H61V7H60ZM60 9L58 10V11H60ZM83 9V10H82ZM88 9V8H87ZM86 9V10H87ZM94 9V8H93ZM162 9V8H161ZM163 9H165V8H163ZM162 9V10H163ZM166 9H167V7H166ZM177 9V8H176ZM195 9H197V7L195 8ZM241 9V8H240ZM238 10V11H241V10ZM247 9V10H248ZM255 9H256V7H255ZM259 9H261V8H258V11L260 12V10ZM263 9L264 8H262V11H263ZM62 10V9H61ZM65 9L63 8V11H64ZM67 10V9H66ZM75 10V9H74ZM74 10H73V12H74ZM82 10V11H81ZM86 10H85V13H86ZM162 10H160V12L162 11ZM169 10H168V15L170 14L169 13ZM172 10H174L173 8H171V11L170 12H172ZM178 10V9H177ZM236 10V11H235ZM247 10L245 11V12H247ZM257 10V9H256ZM256 10L254 11V12H252V13H254L255 14V12H256ZM37 11H39L38 10V8H37ZM39 11V12H40ZM44 11V10H43ZM56 10H53V12H55ZM76 11V10H75ZM81 11V12H80ZM87 11H89V10H87ZM164 11H165V14H167L166 13V11L167 10H163V12H161V13H163L164 14ZM175 11V10H174ZM217 11V13H215V11H214V14L216 15V14H218L219 12ZM237 11V12H238ZM257 11V12H258ZM262 11H261V13H262ZM13 12V11H12ZM38 12V13H39ZM48 12V11H47ZM53 12H52V14H53ZM65 13H66V11H64ZM223 12H221L220 14H218L217 16L221 19V15H222V13ZM264 12V11H263ZM37 12H36V14H38ZM44 13V12H43ZM43 13H42V16H43ZM46 13V12H45ZM50 13V12H49ZM56 13H57V11H56ZM55 13V14H56ZM59 13V12H58ZM57 13V14H58ZM60 13H61V11H60ZM69 12H67V15H69L68 14ZM79 13L81 14V15H79ZM85 13L83 14V15H85ZM88 13V12H87ZM86 13V14H87ZM231 14L230 13V15H227V18H226V20H225V18H224V15H223V20H225V22L223 21V20H221L223 23H226V21L227 20H229V18H228V16H230V17H232V15H234L233 16V19H234V17H235V15H237V14ZM240 13V12H239ZM243 13V12H242ZM251 13V12H250ZM40 14H41V12H40ZM46 14H48V13H46ZM45 14V15H46ZM63 14V13H62ZM74 14V13H73ZM76 14V13H75ZM74 14V15H75ZM160 14V13H159ZM174 14V13H173ZM259 14V13H258ZM72 15V14H71ZM70 15V17H72L73 16V19H75L74 18V15H72L71 16ZM171 15V14H170ZM240 15H241V13H240ZM243 16H240V17H244V15L245 14H242ZM11 16V15H10ZM57 16H61V15H57ZM57 16H56V20H57ZM76 16V17H77ZM158 16V15H157ZM167 16V15H166ZM173 16V15H172ZM12 17V16H11ZM37 17H40V19H41V16H36V18ZM45 17H48V16H45ZM45 17H43V19L44 20H47ZM52 17V16H51ZM69 17V16H68ZM213 17H215L214 19H216V20H218L217 18H216V16H213ZM213 17H211L212 19L211 20H213ZM225 17H226V14H225ZM246 17H247V14H246ZM36 18H34V19H36ZM49 18V17H48ZM55 18V17H54ZM86 18V20L88 19L87 17H85ZM85 18H83L82 17V19H83V21L85 20ZM155 18V17H154ZM163 19V21H164V16L162 17ZM167 18V17H166ZM165 18V20L167 21V24H168V21H170L168 18L166 19ZM11 19V18H10ZM30 19V18H29ZM51 18H49V20H50ZM68 19V18H67ZM67 19H65V20H67ZM72 19V18H71ZM78 19H80V18H77L75 21H77ZM158 19V18H157ZM157 19H154L155 21L157 20ZM159 19H161V16H160V18ZM174 18L172 17V20H173ZM236 19H237V17H236ZM238 19H240L239 18V15H238ZM242 20H236L235 21V24L236 23H238L237 21H243V19H245V17L244 18H241ZM31 20V19H30ZM49 20H47L46 22H50ZM53 19H51V21H52ZM85 20V21H86ZM153 20V19H152ZM171 20V21H172ZM176 20V19H175ZM231 20H232V18H231ZM235 20V19H234ZM234 20H232V23L234 24ZM246 20H247V18H246ZM11 22H12V19L10 20ZM9 21V22H10ZM41 21H43L42 19H41ZM54 21V20H53ZM70 22L72 21H74V20H69ZM75 21H74V24H75ZM82 21V22H83ZM85 21L83 22L84 24H86L85 23ZM158 21V20H157ZM166 21H164L165 23H166ZM171 21H170V23L169 24H171ZM174 21V20H173ZM220 21V20H219ZM230 21V20H229ZM45 22V21H44ZM46 22H45V24H46ZM68 22V21H67ZM66 22V23H67ZM78 22H80V21H78ZM77 22V23H78ZM137 22V21H136ZM154 22V21H153ZM152 22V23H153ZM160 22H161V20H160ZM160 22L158 21V22H156V23H159V25H160ZM199 22V21H198ZM213 22H215V20L213 21ZM216 22H218V21H216ZM215 22V23H216ZM221 22V23H222ZM244 22H245V20H244ZM243 22V23H244ZM247 22V21H246ZM42 23V22H41ZM46 24V25H48V27H50V28H48L47 29V27H45V25L42 23V25H44V28L43 29H41L42 31L41 32H43V30H49V31H53V29H55L56 28V25H55V28H53V25L56 23H52L53 25H51L50 26V23L49 24ZM155 23V22H154ZM162 23V22H161ZM177 23V22H176ZM10 24V23H9ZM64 24V23H63ZM83 24V25H84ZM88 24V23H87ZM87 24H86V26H87ZM174 24H175V21H174ZM173 24V25H174ZM194 24H197L196 22L194 23ZM217 24V23H216ZM230 24H231V22H230ZM239 24H241V23H239ZM239 24H237L236 25V27H239L240 25ZM11 25V24H10ZM20 25V24H19ZM23 25V24H22ZM137 25V24H136ZM156 26H158L157 24H155ZM155 25L153 26V24H152V27H155ZM161 25H163V24H161ZM165 25V24H164ZM173 25L171 24V26L173 27ZM179 25H180V23H179ZM193 25V24H192ZM198 25V24H197ZM196 25V27H199V25H202V23H200L198 26ZM205 25V24H204ZM204 25H202V26H204ZM225 25V24H224ZM227 25H229V23L227 24ZM232 25V24H231ZM230 25V26H231ZM8 27V30H7V32H8V34H10L9 36H7V37H9V38H7V37H5L4 36V33L3 32H6V30H5V27ZM24 26V25H23ZM22 26V27H23ZM32 26H33V23H32ZM79 26V25H78ZM144 26V25H143ZM151 26V25H150ZM176 26V25H175ZM182 26V25H181ZM202 26H201V28H197L199 31H202V32H206V29L203 31V28H202ZM217 26V25H216ZM219 27L220 26H222V34H224L225 36L226 35H228L226 32V34L225 33H223V28H226V25L223 27V25H220V23H219V25H218ZM217 26V27H218ZM24 27H27V26H24ZM58 27V26H57ZM132 27V31H131V33H135L134 32V28H133V25L131 26ZM145 27H147V26H145ZM144 27V28H145ZM165 27V28H164ZM164 27H162V32H163V28L164 29H166V27H168L167 25L166 26H164ZM170 27V26H169ZM179 26H177V28H178ZM194 27H195V25H194ZM214 27V26H213ZM228 28H229V26H227ZM236 27H234V28H232V29H234L233 31H235V28ZM21 28V27H20ZM29 28V27H28ZM32 29H34V27H31ZM46 28V29H45ZM60 28H64V27H59V29ZM82 28H84L85 29V27H82ZM81 28V26H80V30L82 29ZM126 28V27H125ZM125 28H123L122 30L121 29H119L120 31V34H122V32H123V30L125 29ZM136 28H138V27H135V29ZM141 28H142V26H141ZM149 28V27H148ZM171 28V27H170ZM180 28V27H179ZM178 28V29H179ZM182 28V27H181ZM180 28V29H181ZM193 28V27H192ZM216 28V27H215ZM240 28V27H239ZM32 29H30L31 30V32H32ZM86 29H87V27H86ZM153 29H155V28H153ZM159 29V28H158ZM157 29V30H158ZM173 29H175V28H173ZM183 29V28H182ZM194 29H196V28H194ZM196 29V32L198 31ZM237 29V28H236ZM5 30V31H4ZM139 30V29H138ZM137 30V31H138ZM143 30V29H142ZM146 30V32L148 31V29H145ZM152 30V29H151ZM157 30L155 29V31L154 30H152V31H154V32H156L155 33V35L157 34V35H159V36H161L160 38H162V35H163V33L160 31L161 30V26H160V30H159V34H158V32H157ZM184 30V29H183ZM183 30H182V32H183ZM218 30V29H217ZM229 30H230V28H229ZM238 30V29H237ZM237 30H236V32L234 33L233 31H231L230 30V33H232L231 35L229 34L228 36H233L234 38H233V40L231 41V38L232 37H230V39H228V40H230L231 42H229L228 41V43H221L222 41H223V39L225 40V38H223V36H222V34L220 35V34H218V35H220V36H222V38L221 37H217V38H221V42L219 41V42H215L214 41V43H209V41L207 42V40H209L208 38H210L211 39V41L212 40H214V39H216L215 37H214V39H212V37H208V34H207V36L206 37H208V38H206L205 37V39H204V37H203V39L201 38V39H199V41L198 42H196L197 44H199V45H201V47L202 48H200V50H199V48H198V54H204V55H206V59L208 58H210V57H212V58H210L214 63H216L217 65V67L215 66V67H208V65H211V63L210 64H208V63H206V64H208V65H206V67L205 68H203V70L199 67L200 65L198 64V66H196L195 68H193L192 70L194 71V72H196V77L195 76H193L192 77V79L194 80V83L192 84L190 81V83L192 84H190L189 85V83L187 84V85H185L184 83L185 82H182V80H180L181 79V77L180 76H183L182 75V73L181 74H179V77L180 78H178V73H177V77L175 78V81L179 84V87L180 88H178L180 91H183V92H192V93H195V94H197L198 96L200 95V93L202 94V92H199V90L201 89V85H202V83L204 84H206V82H201L200 80V77H199V75L201 74V72L203 71L204 73H206L207 75H209V76H212V81H211V83H213V84H218L219 83V85H220V80H219V78H218V75H217V77L215 78V76H216V74L220 71V69L221 68H224L225 67V65H227V64H231V62L232 63H234V64H236L238 67H234V69L236 68L237 69V71H236V73H238V71L239 72H244V71H246L245 69L246 68H248V63L246 64V62L248 61H246L244 58L248 55V53H247V55L244 57V55L242 56V53H245L246 54V51L245 52H243L245 49H248L249 51H250V47H249V45L247 46V42L245 41L246 40V38H245V40L244 39H242V32L243 31H241V28H240V30L237 32ZM25 31H28L27 29L25 30ZM81 31H83V30H81ZM129 32H130V30H128ZM144 31V30H143ZM149 31H150V28H149ZM166 31V30H165ZM180 31V30H179ZM213 31V30H212ZM215 31V30H214ZM225 31H227V28H226V30ZM6 32V33H7ZM24 32V31H23ZM31 32L29 31V35L31 36ZM48 31H46V32H44V33H47ZM124 32H125V30H124ZM141 31H139L138 33H140ZM145 32V31H144ZM162 34H161V33ZM181 32V31H180ZM186 29H185V32L183 33L185 36H187L186 35ZM195 32V31H194ZM201 32V33H202ZM208 32V31H207ZM33 33V32H32ZM49 33V32H48ZM47 33V34H48ZM52 33V32H51ZM58 33V32H57ZM61 33V32H60ZM128 33V32H127ZM131 33H129V34H131ZM137 33V34H138ZM141 33H143V32H141ZM141 33L139 34L140 36H141ZM151 33V32H150ZM164 33H166V32H164ZM188 33V32H187ZM198 33V32H197ZM209 33V32H208ZM217 33V32H216ZM216 33H215V36H216ZM221 33V32H220ZM228 33H229V31H228ZM27 34V33H26ZM26 34H24V35H26ZM43 34V33H42ZM54 34V33H53ZM62 34V33H61ZM120 34H118L117 33V36H119ZM126 34V33H125ZM128 34V35H129ZM203 34H206V33H203ZM202 34V35H203ZM244 34V33H243ZM124 35V34H123ZM127 35V34H126ZM125 35V36H126ZM127 35V36H128ZM139 35H137V37L139 36ZM154 35V34H153ZM183 35V36H184ZM189 35H191V34H189ZM201 35V34H200ZM212 35H214V32H213V34ZM29 36V37H30ZM59 36V35H58ZM125 37L124 38V40H126V39H128V37H129V39L131 40L132 38L130 37V36H134V35H130V36H128V37ZM164 36H166L165 34L163 35V38L162 39H164L165 37ZM210 36V35H209ZM224 36V37H225ZM228 36H226V38H229ZM15 37V36H14ZM25 37V36H24ZM26 37H28V36H26ZM44 37H46L45 36V34H44ZM113 37V36H112ZM116 37V36H115ZM136 37V36H135ZM142 37V36H141ZM158 37V36H157ZM13 37H11V39H12ZM40 38H42L41 40L42 41H46V39L45 40H43L44 38H43V36L42 37H40ZM48 38V37H47ZM119 38H120V36H119ZM122 38V40H123V36L121 37ZM121 38L120 39H118V41L120 40L121 42H122V40H121ZM140 38V37H139ZM138 38V39H139ZM183 38V37H182ZM184 38H188V36L187 37H184ZM50 39V38H49ZM56 39V38H55ZM128 39V40H129ZM133 39H134V37H133ZM133 39H132V42H133ZM166 39V38H165ZM189 39V38H188ZM264 39V38H263ZM12 40H14V38L12 39ZM17 40V39H16ZM19 40V39H18ZM40 40V41H41ZM51 40V39H50ZM113 40V39H112ZM136 39H134V41H135ZM141 40V38L139 39V40H137V41H140ZM185 40V39H184ZM191 40V39H190ZM252 41V43H253V41L255 40V39H251ZM261 40H262V38H261ZM41 41V42H42ZM51 41H53V40H51ZM114 42H115V40H113ZM158 41H160V39L158 40ZM162 41V44L163 45H165L166 44V42H165V40L163 41V40H161ZM210 41V42H211ZM217 41H218V39H217ZM264 40H262V42H263ZM39 42V41H38ZM40 42V43H41ZM128 42V41H127ZM131 42V41H130ZM163 42H165V44L163 43ZM171 42V41H170ZM169 42V43H170ZM249 42V41H248ZM37 43V42H36ZM45 43V42H44ZM48 43V41H46V44ZM50 43H52V42H49V45H50ZM129 43V42H128ZM135 43V42H134ZM172 43V42H171ZM170 43V44H171ZM38 45H39V43H37ZM115 44H118V43H115ZM160 44H161V42H160ZM159 44V45H160ZM167 44H168V40H167ZM173 44V43H172ZM249 44H250V42H249ZM162 45V46H163ZM198 45V46H199ZM47 46V48H48V45H45V47ZM115 46V45H114ZM117 46V45H116ZM119 46V45H118ZM169 46V47H168ZM168 46H167V48H166V50L169 52V53H173V51L171 50V48L173 49L174 47V45L173 46H171V48H170V45L168 44ZM196 46V45H195ZM246 46L247 47H249V48H246ZM250 46H251V44H250ZM262 46H264L263 44H262ZM29 47H30V45H29ZM164 47V46H163ZM165 47H166V45H165ZM22 48V47H21ZM52 48V47H51ZM55 48V47H54ZM239 48V49H238ZM264 48V47H263ZM240 49H242V51H240ZM40 50V52L39 53H41V55H45V58L47 57L46 55H48V59H47V61L46 62H48L47 64H50L49 66L47 65V64H43V63H45L44 61H43V66H41L40 64H39V66L38 65H36V56L38 55L37 54V52ZM115 50H116V47H115ZM174 50V49H173ZM196 50H197V47H196V49H195V53H196ZM82 51V50H81ZM264 49H262V52H260V53H257V54H259L257 57L258 58H260V60H259V62H258V60H257V64L256 65H254L253 66V64L251 65V66H253V68L251 69V71H252V73L250 72V71H248L249 73H248V75H250V76H248L247 75V77H251V74H257V77L259 78V80H261V81H263V84L261 85V87L259 86V88H258V86L257 85H253V84H251L252 85V88H254L255 86L258 88V92H259V95H260V97L259 98H261V100H262V102H263V104H264V63H262V62H264ZM14 52V53H13ZM113 52H114V50H113ZM240 52H242V53H240ZM252 52V51H251ZM250 52V53H251ZM19 53V52H18ZM43 53V54H42ZM50 53V54H51ZM81 53V52H80ZM82 53H84V52H82ZM115 53H117V51L115 52ZM176 53H178V52H176V51H174V54L177 56L178 54H176ZM182 53V52H181ZM180 53V54H181ZM24 54H25V52H24ZM179 54V55H180ZM252 54V56L254 55L253 53H251ZM256 54V55H257ZM40 55V54H39ZM38 55V56H39ZM80 55V54H79ZM82 55H85V53L84 54H82ZM81 55V56H82ZM182 56L184 55V54H181ZM193 55L196 57V55H197V53L196 54H194L193 53ZM193 55H191L192 57H193ZM203 55V56H204ZM80 56V57H81ZM116 56H120L118 53H117V55ZM251 55H250V57H252ZM16 57L18 58H20V60H19V58H18V60H16V61H18V62H14L15 61V59H16ZM50 57H52L55 61H51L50 63H49V61H50ZM130 57V56H129ZM128 57V58H129ZM135 57V56H134ZM184 57H187V56H185L184 55ZM183 57V58H184ZM191 57V58H192ZM194 57V59H198L197 57L195 58ZM242 57H244V58H242ZM249 57V59H252V58H250ZM255 57V56H254ZM256 57V58H257ZM44 57L42 58L41 57V59H40V63H41V60H44L45 59ZM51 58V60H53ZM82 58V57H81ZM81 58H78L77 57V60L78 59H80V62H81ZM88 58V57H87ZM124 58V57H123ZM123 58H121V57H119L118 59H120V61L121 62H123ZM127 58V57H126ZM125 58V60H128V59H126ZM137 58V57H136ZM179 58H181V57H179ZM183 58H181V63H182V61L184 62V64L185 63H188L189 61H187V62H185L186 60H187V58L186 59H183ZM200 58V57H199ZM248 58V57H247ZM255 58V59H256ZM86 59V58H85ZM85 59H83L82 58V60H84V62H86V60ZM176 59V58H175ZM201 59V58H200ZM204 59V58H203ZM209 59V60H210ZM254 59V58H253ZM254 59V60H255ZM38 60H39V57H38ZM49 60V61H48ZM89 61H91L90 59H88ZM131 60V59H130ZM179 60V59H178ZM185 60V61H184ZM189 60H192L193 61V58L192 59H189ZM243 60H245L246 62H244ZM254 60H253V62H254ZM177 61V60H176ZM180 61V60H179ZM200 61V60H199ZM211 61V62H212ZM262 61V62H261ZM38 62V63H39ZM126 62V61H125ZM132 62V61H131ZM200 62H202V60L200 61ZM206 62H208L207 60H206ZM212 62V63H213ZM250 62V61H249ZM252 62V61H251ZM37 63V64H38ZM72 63H74V64H76L75 63V61L74 62H72ZM71 63V64H72ZM83 63V62H82ZM87 64H89V62L87 61L86 62ZM177 63V62H176ZM193 63H194V61H193ZM197 63H198V61H197ZM204 63V62H203ZM254 63H256V62H254ZM70 64V66H74V64H72L71 65ZM80 64V63H79ZM79 64L77 65V67L79 66ZM84 65L83 66H87V65H85V63H83ZM91 64V63H90ZM175 64V63H174ZM178 64V63H177ZM183 64V65H184ZM189 65H191L192 64V62H191V64L190 63H188ZM201 64V63H200ZM229 64V65H230ZM259 64V65H258ZM44 65L47 67L48 66V69L50 70V72H51V77H49V75H48V77L49 78H47V75L46 74H44L45 75V77L47 78V80L46 81H42V79L43 80H45L46 78L43 76V75H41V76H43L42 77V79L40 80V78H41V76L40 77H38V74L40 73V72H38V71H40L42 68H44V69H46L47 70V68H45L44 67ZM124 65V64H123ZM129 65V64H128ZM132 65V64H131ZM181 65V64H180ZM194 65V64H193ZM195 65H197L196 63H195ZM202 65H204V64H201V66ZM223 65H224V67H223ZM235 65V66H236ZM250 65V64H249ZM70 66H68V67H70ZM125 66H126V64H125ZM187 66V65H186ZM192 66V65H191ZM262 66H263V68H262ZM42 67V68H41ZM60 67H61V65H60ZM65 67H67V66H65ZM81 67H82V65H81ZM183 67V69H181V70H184V72L186 73V71H185V69H184V66H182ZM188 67V66H187ZM190 67V66H189ZM193 67V66H192ZM192 67H190V68H192ZM75 68V67H74ZM73 68V69H74ZM127 68V67H126ZM125 68V69H126ZM129 68V67H128ZM127 68V69H128ZM169 68V67H168ZM262 68V69H261ZM40 69V70H39ZM71 69V68H70ZM76 69V68H75ZM74 69V70H75ZM85 69V68H84ZM179 69H180V67H179ZM225 69V68H224ZM232 69V68H231ZM234 69L233 70H231L230 71V76L231 77H233L234 78V76L236 77V75H238L240 78H245V77H242V76H240L241 74L240 73H238V74H236L235 72H234ZM249 69H250V67H249ZM43 70V69H42ZM41 70V71H42ZM82 70V69H81ZM86 71H87V68L85 69ZM91 71H92V69H90ZM172 70V69H171ZM181 70H178L177 69V71L179 72H181ZM221 70H223V69H221ZM255 70V71H254ZM43 71H45V70H43ZM48 71V70H47ZM86 71H84V72H86ZM170 71V70H169ZM168 71V72H169ZM236 74H234V76H232V73L233 72ZM253 71L255 72V73H253ZM37 72H38V74H37ZM89 72V71H88ZM167 72V74H169V75H172V74H170V73H168ZM173 72V71H172ZM179 72V73H180ZM222 72V71H221ZM229 72V71H228ZM232 72V73H231ZM44 73V72H43ZM42 73V74H43ZM46 73V72H45ZM71 73H72V70H71ZM96 73V72H95ZM199 75H198V74ZM251 73V74H250ZM76 73H74L73 75H75ZM94 74V73H93ZM184 74V73H183ZM218 74H221L222 75V73H218ZM224 74H225V72H224ZM227 74V73H226ZM244 74H246V73H244ZM40 75V74H39ZM185 75V74H184ZM202 75V74H201ZM204 75V74H203ZM202 75V76H203ZM228 74H227V76H229ZM243 75V74H242ZM94 76H97L96 74L94 75ZM173 76V75H172ZM202 76H201V78H202ZM205 76V75H204ZM220 76V75H219ZM238 76H237V78H238ZM245 76V75H244ZM72 77V78H71ZM123 77H125V76H123ZM145 77V76H144ZM199 77V78H198ZM207 77V76H206ZM231 77H230V79H231ZM247 77H246V79H247ZM253 77V76H252ZM251 77V78H252ZM71 78V79H70ZM148 78V77H147ZM186 78H188V76L186 77ZM205 78V77H204ZM208 78V79H209ZM217 78H218V80H217ZM237 78H235V79H237ZM240 78H238V80H240ZM251 78L249 79V81L247 82L248 84L249 83H252V82H250V80H251ZM36 79V80H35ZM49 79V80H48ZM74 79V78H73ZM97 79V78H96ZM116 79V78H115ZM131 79H133V81H134V77L133 78H131ZM144 79V78H143ZM146 79V78H145ZM183 80L185 79V77L184 78H182ZM210 79H209V81H210ZM220 79H221V76H220ZM33 80H34V82H33ZM75 80V79H74ZM77 80V79H76ZM118 80V79H117ZM123 80V79H122ZM129 80V79H128ZM142 80V79H141ZM203 80V79H202ZM206 80H207V78H206ZM206 80H204V81H206ZM242 80H244V79H242ZM259 80H258V82H259ZM148 81H149V78H148ZM147 81V82H148ZM208 81V80H207ZM209 81H208V83H209ZM233 81H234V79L232 80V83H233ZM241 81V80H240ZM239 81V82H240ZM245 81V80H244ZM252 81V80H251ZM45 82V83H44ZM114 82V81H113ZM112 82V83H113ZM119 82H121V81H119ZM141 82H143V81H141ZM173 82V81H172ZM188 82V81H187ZM215 82V83H214ZM237 83V82H234V84H236V85H239L240 83ZM33 83V84H32ZM69 83H71V85H75V87L74 86H70V84ZM118 83V84H117ZM127 83V82H126ZM131 83H132V81H131ZM130 83V84H131ZM134 83H135V81H134ZM144 83H146V82H144ZM231 83V82H230ZM231 83V84H232ZM242 83H244V82H242ZM133 84V83H132ZM204 84V85H205ZM213 84H209V85H211L210 87H211V89H212V86H213ZM222 84V83H221ZM245 85H243V87L245 86V88H246V86H247V91L246 92H244L245 94H243L242 92H238L237 93V95H235V96H238V98H237V101H238V99L240 100V101H242V104H243V101L244 100H247L248 98H249V96L251 97V96H253L254 95V93H252L253 95H251V93H250V89L251 88H249L250 87V85L248 86V85H246V83H244ZM258 84V83H257ZM31 85H33L32 87H31ZM82 85V84H81ZM81 85H78L79 87L81 86ZM84 85V84H83ZM86 85V84H85ZM113 85V84H112ZM124 85H126V84H124ZM139 85H140V87H138V88H140L141 89V87H143L144 85H143V83L141 84V83H139ZM141 85H143V86H141ZM203 85V86H204ZM236 85L234 86V87H236ZM242 85V84H241ZM259 85V84H258ZM129 86V85H128ZM127 86V87H128ZM173 86V85H172ZM201 86V87H200ZM206 86H207V84H206ZM225 86H227V84L225 85ZM228 86H230V87H228V89H230L231 88V86L232 85H228ZM232 86V88H234ZM254 86V87H253ZM23 87H28L27 88V90L25 89V88H23ZM71 87H73V88H71ZM210 87H208V88H210ZM255 87V88H256ZM41 88H44L43 90V93H41V94H39V93H37V94H34L35 92H37L36 91V89H39V90H41ZM45 88H46V91H45ZM91 88H92V86H91ZM91 88H89V89H91ZM147 90L146 91H148V87L146 86L145 87ZM145 88H143V89H145ZM205 88V87H204ZM203 88V89H204ZM239 88V87H238ZM245 88L243 89V90H245ZM88 89V88H87ZM112 89V88H111ZM128 89H129V87H128ZM150 89V88H149ZM215 91H216V89L218 90H220V88H219V86H217V87H215L214 86V88H213ZM235 89V88H234ZM24 90H26L27 91V93H30V94H27ZM151 90V89H150ZM205 90H208L207 89V87L205 88ZM241 91H242V89H240ZM257 90V89H256ZM256 90H254V92L256 91ZM137 90L135 89V91L134 92H136ZM140 91V90H139ZM211 91H213V90H211ZM210 91V92H211ZM214 91V92H215ZM230 91V90H229ZM232 91H234V90H232ZM253 91V90H252ZM111 92V91H110ZM115 92V91H114ZM114 92H112L113 94H114ZM133 92V94H135ZM144 92V91H143ZM207 92V91H206ZM235 93L237 92V88H236V91H234ZM24 93H26V94H24ZM33 93V95H31ZM111 93V94H112ZM147 93V92H146ZM213 93V92H212ZM212 93H210V94H212ZM231 93V92H230ZM234 93V94H235ZM180 94H182V93H180ZM185 94V93H184ZM210 94H208V95H210ZM216 94V93H215ZM215 94H212V95H215ZM231 94H233V92L231 93ZM250 94V95H249ZM255 94H256V92H255ZM258 94V93H257ZM256 94V95H257ZM102 97H101V96ZM105 95L106 96H108V93L106 94L105 93ZM196 95V96H197ZM212 95H210V96H212ZM217 95H219V91H218V94ZM248 95V97H247V99L245 98L246 96ZM110 96H112V95H110ZM197 96V97H198ZM133 97H135V95L133 96ZM178 97V96H177ZM182 97V96H181ZM215 97H216V95H215ZM214 97V98H215ZM218 97V96H217ZM256 97L257 96H253V98H251V99H253V100H250V102H252L253 101V103H254V101H256ZM110 98V97H109ZM109 98H107V99H109ZM117 98V97H116ZM136 98V97H135ZM179 98H180V96H179ZM184 98V97H183ZM212 98V97H211ZM258 98V99H259ZM113 99L115 100V98L113 97ZM112 99V100H113ZM119 99H121V98H119ZM122 99L120 100V101H122ZM123 99V100H124ZM133 99V98H132ZM235 99V98H234ZM173 100V99H172ZM183 100V99H182ZM90 101L92 102L91 104L93 105H91V104H89L90 103ZM196 101V100H195ZM237 101H236V104H239L240 106H242L240 103H237ZM89 102V103H88ZM133 102V101H132ZM135 102H136V99H135ZM250 102H249V104H250ZM260 102V101H259ZM86 103H88L89 105H91L93 108L92 109H90L91 108V106H89L88 104H86ZM118 105H117V104ZM120 103V102H119ZM136 103H138V101L136 102ZM184 103V102H183ZM190 103H191V101H190ZM194 103V102H193ZM197 103V102H196ZM245 103V102H244ZM246 103L248 104V101H246ZM245 103V104H246ZM258 103V102H257ZM177 104H179V103H177ZM188 104V103H187ZM221 104V103H220ZM219 104V105H220ZM223 104V103H222ZM221 104V105H222ZM247 104L246 105H244L243 104V107L244 106H246V108H248L249 110H248V113L250 112V109L252 110V112H253V109L251 108V107H255V109L257 110V107L256 106H258V105H256V106H254L252 103L250 104V108L249 107H247ZM255 104H256V102H255ZM262 104V105H263ZM121 105V106H120ZM131 105V104H130ZM138 105H141V104H137V106ZM176 105V104H175ZM185 105V104H184ZM217 105V104H216ZM88 106L90 107V108H88ZM132 106H135L136 107V105L134 104V105H132ZM132 106H130V107H132ZM187 106V105H186ZM196 106V105H195ZM198 107H199V105H197ZM224 106V105H223ZM260 106H261V104H260ZM260 106H258V110L260 109L259 107ZM139 107V108H138ZM137 107V109H142L140 106H138ZM179 107V106H178ZM180 107H181V105H180ZM180 107H179V109H180ZM184 107V106H183ZM189 107V106H188ZM191 107H194V106H191ZM217 107V106H216ZM221 108H224V107H221ZM221 108L219 107V111H220V113H223V112H225L224 110L222 111L221 110ZM245 108V107H244ZM262 108H264V107H262ZM261 108V109H262ZM136 109V108H135ZM185 109H188V108H185ZM191 109V108H190ZM224 109H226V107L224 108ZM133 110H134V112H133ZM181 110V109H180ZM192 110V109H191ZM200 110V109H199ZM247 109H245V111H246ZM256 110H255V112H256ZM138 111V110H137ZM141 111V110H140ZM188 112H189V110H187ZM201 111V110H200ZM222 111V112H221ZM261 111H263V112H261ZM182 112V111H181ZM186 112V111H185ZM202 112V111H201ZM200 112V113H201ZM226 112L228 113V110H226ZM225 112V113H226ZM247 112V111H246ZM252 112H250V113H252ZM255 112H253V113H255ZM150 113H151V110H150ZM184 113V112H183ZM191 113V112H190ZM198 113V112H197ZM205 113V112H204ZM212 113V112H211ZM225 113H223V114H225ZM262 114L263 115V113H264V109H262V110H260V111H257L255 114ZM185 114V113H184ZM183 114V117H185V115ZM213 115H216L217 117H218V114H214V113H212ZM211 114V115H212ZM229 114V113H228ZM247 114V113H246ZM144 115L146 116L147 115V113H145V114H143V116L142 117H144ZM221 114H219V116H220ZM249 115V114H248ZM257 115V116H258ZM149 117H151L152 116V114H151V116L150 115H148ZM189 116V115H188ZM187 116V117H188ZM198 116H199V114H198ZM224 116H226V117H228V115H224ZM229 116H231V114L229 115ZM238 116V115H237ZM251 116H254L253 114L251 115ZM257 116H256V118H257ZM139 118H140V116H138ZM141 117V118H142ZM181 117V116H180ZM216 117V118H217ZM221 117V116H220ZM220 117L218 118L219 120H220ZM223 117V116H222ZM258 117H260V115L258 116ZM264 117V116H263ZM153 118H154V116H153ZM204 118V117H203ZM212 118V117H211ZM229 118H232V116L231 117H229ZM228 118V119H229ZM253 118V117H252ZM138 119V118H137ZM157 119H159V118H157ZM157 119H153L154 121L155 120H157ZM167 119H168V117H167ZM177 119V118H176ZM184 119V118H183ZM209 119V121H210V117L208 118ZM214 119H215V117H214ZM222 119V118H221ZM233 119V118H232ZM244 119H246V118H244ZM257 119H260L261 120V118H257ZM256 119V120H257ZM131 120V121H130ZM141 120V119H140ZM139 120V121H140ZM141 120V121H142ZM147 120H149L148 119V117H147ZM178 120V119H177ZM180 120V119H179ZM178 120V121H179ZM195 120V119H194ZM205 120V119H204ZM213 120V119H212ZM217 120V119H216ZM225 120V119H224ZM260 120H258V121H260ZM263 120H264V118H263ZM262 120V121H263ZM79 121H81V124H82V127H76V128H72L73 126L75 127V123H76V125H77V122H79ZM132 121H134L135 122V124L133 125V124H131V122ZM138 121V122H139ZM151 122H152V120H150ZM159 121H161L160 119H159ZM170 121V120H169ZM197 121V120H196ZM221 121V120H220ZM223 121V120H222ZM231 121V119L229 120V122ZM245 121H249V119L247 118V120H244V122ZM251 121V120H250ZM257 121V122H258ZM261 121V122H262ZM158 122V121H157ZM167 122V121H166ZM185 122V121H184ZM194 122V121H193ZM225 122H226V124L227 125H225L224 124V126H228V122L225 120ZM244 122H243V119H242V122H241V124H240V121H239V125H240V127L242 126V124H244ZM234 123V121L232 122V126L234 125L233 124ZM172 124L173 125H175V123H173L172 122ZM172 124H171V126H172ZM188 124H189V122H188ZM190 124H192V122L190 121ZM196 124H197V122H196ZM210 124H211V121H210ZM218 124V123H217ZM230 124H231V122H230ZM251 124H252V121H251ZM253 124H254V122H253ZM259 124H260V122H259ZM264 124V122H262V125ZM79 125V124H78ZM83 125H84V127H83ZM132 127H131V126ZM139 125H142V127H145V126H143V121L141 122V124H139ZM170 125V124H169ZM184 125V124H183ZM187 125V124H186ZM208 125H209V122H208ZM216 125V124H215ZM220 125V124H219ZM222 125V124H221ZM238 125V126H239ZM256 125H258V124H255L254 126H252V125H248V124H245V130H247V129H249L250 131H252L253 130V134L252 135H256L258 132H255L256 134H254V131L257 129L258 130V126H256ZM260 126V128L262 127V128H264V125L263 126ZM170 126V127H171ZM176 126V125H175ZM256 126V127H255ZM141 127V126H140ZM141 127V128H142ZM173 127V126H172ZM194 127V126H193ZM213 127H215V126H213ZM230 127H231V125H230ZM235 127V126H234ZM244 127V126H243ZM242 127V128H243ZM216 128V127H215ZM217 128H220L219 126L217 127ZM223 128V127H222ZM227 128H229V127H227ZM233 128V127H232ZM232 128H230V129H232ZM260 128H259V130H260ZM261 128V129H262ZM147 129V128H146ZM235 129V128H234ZM234 129H232V130H234ZM255 129V130H254ZM152 130V129H151ZM219 130H223V129H219ZM226 130V129H225ZM228 130V129H227ZM231 130V131H232ZM237 129H235V132H237V131H241V130H237ZM248 130V131H249ZM28 131H31L32 132V137H28V136H26L25 134L28 132ZM176 131V130H175ZM177 131H179V130H177ZM224 131V130H223ZM146 132V131H145ZM154 132V131H153ZM161 132V131H160ZM166 132V131H165ZM226 132V131H225ZM229 132V131H228ZM227 132V133H228ZM234 131L233 132H231V134H233V133H235ZM246 133L245 131H242V133ZM155 133V132H154ZM171 133H172V130H171ZM223 133V132H222ZM241 133V132H240ZM239 133V134H240ZM250 133V132H249ZM218 134V133H217ZM247 134V133H246ZM145 135H147L146 137V139L148 140V141H150L151 143H152V147H151V149L149 148V150L150 151H148V154H147V152H146V154L144 155L142 152H145V151H143L142 149H140V145H141V143H140V145H139V147H136V148H139L140 149V151L141 152H138L139 150H136L135 148H133V147H135V145L134 146H132V142L133 141H139V142H141V141H143L144 139H145ZM159 135V134H158ZM167 135V134H166ZM224 135V134H223ZM240 135H244V134H240ZM247 135H249V134H247ZM246 135V136H247ZM251 135V136H252ZM151 136H152V139H151ZM162 136V135H161ZM161 136H159V137H161ZM169 136V135H168ZM171 136V135H170ZM221 136V135H220ZM229 136V135H228ZM250 136V135H249ZM250 136V138H253L254 139V142L252 141H250L251 142V144H252V146L254 145V143H255V136H253V137H251ZM144 137V138H143ZM196 137V136H195ZM233 137H239V135L237 136V135H233ZM242 137V136H241ZM240 137V138H241ZM143 138V139H142ZM169 139H170V137H168ZM223 138H225V137H223ZM227 138V137H226ZM228 138H230V137H228ZM227 138V139H228ZM243 138H245L244 136H243ZM257 139H258V141L260 142H258V144L260 145V147H261V154L264 152V130L262 129V131L260 130L259 131V134L257 135V137H256ZM163 139V138H162ZM190 139V138H189ZM227 139H224L225 141L227 140ZM231 139L232 140H234L233 138H232V136H231ZM231 139H230V141H231ZM239 139V138H238ZM238 139H236V140H238ZM247 139V138H246ZM245 139V140H246ZM249 139V138H248ZM171 140V139H170ZM177 140V139H176ZM192 140V139H191ZM194 141H195V139H193ZM236 140H235V143H236ZM240 140V139H239ZM243 140V139H242ZM245 140H243V141H245ZM250 140V139H249ZM249 140H248V142H249ZM146 141V140H145ZM167 140H166V138H165V142H166ZM208 141V140H207ZM213 141V140H212ZM230 141H229V143H230ZM241 141V140H240ZM242 141V143L241 142H239L238 143V141H237V143L240 145L239 147H243V142ZM137 142H135L134 144H136ZM163 142H164V139H163ZM209 142V141H208ZM208 142H207V144H208ZM231 142H233V141H231ZM246 142V141H245ZM249 142V143H250ZM257 142V141H256ZM144 141H143V145H141V146H144ZM193 143V142H192ZM227 142H225V144H226ZM235 143H234V145H235ZM249 143H248V145L247 146H250L249 145ZM137 144H139V143H137ZM146 144H147V146H149L148 144V142H146ZM162 144V143H161ZM211 144H212V146H211ZM214 144V145H213ZM216 142L214 143H210L209 145L211 146L210 148L212 149V151H213V149L216 147ZM218 144V143H217ZM233 144V143H232ZM232 144H230V146L232 145ZM238 144H236V145H238ZM242 144V145H241ZM245 144H247V142L245 143ZM151 145V144H150ZM165 145H168V144H164V146ZM201 145V144H200ZM199 145V146H200ZM236 145L234 146V147H236ZM146 146V148L148 149V147ZM162 146V145H161ZM207 146V145H206ZM205 146V147H206ZM218 146V145H217ZM227 146V145H226ZM225 146V147H226ZM229 146V145H228ZM246 146V145H245ZM166 147V146H165ZM167 147H169V146H167ZM201 147H202V145H201ZM200 147V148H201ZM204 147V146H203ZM202 147V148H203ZM214 147V148H213ZM218 147H220V146H218ZM233 147V146H232ZM233 147V148H234ZM255 147V146H254ZM145 148V147H144ZM145 148V149H146ZM160 148V147H159ZM197 148H199V147H197ZM196 148V149H197ZM199 148V149H200ZM209 148V146H208V151H211V149ZM217 148V147H216ZM216 148L214 149V150H216ZM221 148V147H220ZM222 148H224V147H222ZM237 148H238V146H237ZM244 148V147H243ZM250 148V147H249ZM225 149H227V148H225ZM225 149L223 150V149H221V150H223V152L225 151ZM230 149V148H229ZM228 149V150H229ZM241 149V148H240ZM239 148H238V150H240ZM248 149V148H247ZM247 149H245V150H247ZM251 149V148H250ZM250 149H248V152L247 151H245V152H247V153H249V150ZM257 149V148H256ZM260 149V148H259ZM258 149V150H259ZM164 150V149H163ZM166 150V149H165ZM164 150V151H165ZM198 150V149H197ZM203 150V149H202ZM206 150V151H207ZM218 151V153L216 152V155L215 154H213V156L215 155V156H217V154L219 155V153L221 152V151H219V149H217ZM230 150H232V148L230 149ZM229 150V151H230ZM242 150V149H241ZM195 151V150H194ZM204 151V150H203ZM202 151V152H203ZM205 151V152H206ZM201 152V153H202ZM223 152L222 153H220V154H222V155H220V156H217V157H219V159H216L217 160V162H218V160H220V161H223V159H224V161H225V158H222L223 157V155H225V154H223ZM227 152V151H226ZM260 152V151H259ZM259 152H257V153H259ZM214 153H215V151H214ZM225 153V152H224ZM230 153H231V151H230ZM232 153H233V151H232ZM231 153V154H232ZM237 153V152H236ZM242 153V152H241ZM256 153V154H257ZM165 154V153H164ZM163 154V155H164ZM251 154H253L252 152H251ZM255 154V153H254ZM260 154V153H259ZM258 154V155H259ZM264 154V153H263ZM167 155V154H166ZM204 155V154H203ZM233 155V154H232ZM241 155V154H240ZM239 155V156H240ZM151 156H152V158H151ZM208 156V155H207ZM212 156V157H213ZM214 156V157H215ZM227 156H230L229 154H227ZM227 156H225L226 157V159H227ZM238 156V155H237ZM242 156H243V154H242ZM241 156V157H242ZM246 156H249V155H246ZM251 156V155H250ZM254 156V155H253ZM260 156H262V155H260ZM149 157L151 158L150 159V161L148 160L149 159ZM233 157H234V159H236L235 157V155H233ZM263 158H264V156H262ZM261 157V158H262ZM160 159H162V157H159ZM165 158V157H164ZM208 159H207V161L209 160V157H207ZM216 158V157H215ZM228 158H231V157H228ZM247 158V157H246ZM250 158H252V156L250 157ZM257 159H258V157H256ZM260 158V157H259ZM64 159H69L68 160V163H66L65 161H64ZM71 159V160H70ZM201 159V158H200ZM206 159V158H205ZM233 159V161H237V160H234ZM241 159H243V158H241ZM249 159V158H248ZM252 159H254V158H252ZM251 159V160H252ZM199 160V159H198ZM245 160V159H244ZM247 160V159H246ZM260 160H262V161H260ZM69 161H70V163L71 164H69ZM206 160H204V162H205ZM206 161V162H207ZM214 161V160H213ZM232 161V160H231ZM232 161V162H233ZM242 161V160H241ZM256 161V160H255ZM59 162V161H58ZM152 162V161H151ZM153 162H154V160H153ZM152 162V163H153ZM212 162V161H211ZM210 162V163H211ZM215 162V161H214ZM231 162V163H232ZM237 162H239V161H237ZM236 162V163H237ZM248 162V161H247ZM246 161H245V163H247ZM253 162V161H252ZM84 163V164H83ZM145 163V162H144ZM209 163V164H210ZM216 163V162H215ZM223 163V162H222ZM230 163V164H231ZM240 163V166L241 165H243V163L241 164V162H239ZM239 163H237V164H239ZM256 163V162H255ZM258 163L259 164H257V167L259 166L262 170V176L260 177V178H262V179H260L259 178V176H258V174L257 175H255L256 173V171H257V169L259 168H256V167H254L255 169L254 170H256L254 173V175L250 172V168L251 167H253V166H251L250 168L249 167H247V165H246V167L247 168H249L250 170H248V169H245V168H243V166H242V168H240V171H241V169H245L246 171H245V173L246 174H248L249 172V174H251V175H253V177L255 176H258L257 178H259L260 180H263L264 179V159H259V161H258ZM64 164H61L60 166H62L63 167V165ZM158 164V161L156 162V165ZM194 164V163H193ZM78 165V166H77ZM80 165V166H79ZM150 165V164H149ZM153 165V164H152ZM159 165V164H158ZM211 165V164H210ZM231 165H233V164H231ZM245 165H244V167H245ZM252 165V164H251ZM255 166H256V164H254ZM57 166V167H56ZM64 166H66V165H64ZM104 166V167H103ZM155 166V165H154ZM190 166V165H189ZM216 166V165H215ZM219 166V165H218ZM217 166V167H218ZM228 166V165H227ZM61 167V168H62ZM67 167V166H66ZM66 167H63V169L64 168H66ZM91 167V166H90ZM89 167V168H90ZM149 168L150 167V169L152 170H148L147 168ZM203 167V166H202ZM207 167V166H206ZM234 167V166H233ZM237 167V166H236ZM75 168H72L74 171L76 170ZM88 168V169H89ZM94 168V169H95ZM110 168H112V169H110ZM145 168H146V170H145ZM160 168V167H159ZM200 168V167H199ZM198 168V169H199ZM209 168V167H208ZM232 168V167H231ZM87 169V166H86V170H88ZM103 170V175L105 174V173H107V172H105L106 170ZM211 169V168H210ZM216 169H218V168H216ZM227 169V168H226ZM235 169V168H234ZM237 169V168H236ZM253 169V168H252ZM67 170V169H66ZM68 170H71V169H69L68 168ZM72 170V171H73ZM83 170H85V168L83 169ZM90 170V169H89ZM89 170L86 172V171H84V172H86L87 173V175L86 176H90V174H89ZM92 170H93V168H92ZM114 170H116V169H114ZM206 170V169H205ZM214 170V169H213ZM219 170V169H218ZM238 171H236V172H239V169H237ZM247 170L249 171V172H247ZM63 171V172H62ZM64 171H65V169L64 170H62L61 169V172L62 173H64ZM74 171L73 172H71V174L69 173V175H72L73 176V174L72 173H74ZM79 171H81V169L79 170L78 169V171H75V173H77V172H79ZM91 171V170H90ZM126 171V170H125ZM156 171V170H155ZM159 171V170H158ZM201 171V170H200ZM204 171V170H203ZM243 171V170H242ZM241 171V172H242ZM260 171V172H261ZM69 172V171H68ZM83 172V171H82ZM83 172V175L84 174H86V173H84ZM93 172V171H92ZM92 172H90L91 174H92ZM100 172H101V170H100ZM116 172V171H115ZM115 172H113L114 174H116V177L118 176L117 175V173H115ZM119 172H122V171H119ZM217 172V171H216ZM220 172V171H219ZM235 172V173H236ZM259 172V171H258ZM56 173V172H55ZM57 173H59V172H57ZM65 173H66V171H65ZM81 172H79V173H77V174H80ZM197 172H195V174H196ZM235 173H233V175H235ZM244 173V174H245ZM89 174V175H88ZM94 174H95V172H94ZM107 174H109L108 176H110V173L108 172ZM112 174V173H111ZM243 173H241L240 175H239V177H236V178H240V177H243V175H242ZM245 174V175H246ZM62 175V174H61ZM82 175V174H81ZM101 175L102 174H100V176L99 177H101ZM102 175V178L104 179V180H109V177H107V175L106 176H103ZM120 175H121V173H120ZM129 174H127V176H128ZM129 175V176H130ZM251 175H249V176H251ZM66 176L68 177V175H67V173H66ZM66 176H63L64 178L66 177ZM70 177V178H73V177ZM79 176V175H78ZM78 176H77V179H78ZM85 176V175H84ZM97 176V175H96ZM123 176V175H122ZM131 176H130V178H131ZM201 176V175H200ZM76 177V176H75ZM74 177V178H75ZM94 176H92V182L95 180L94 178H93ZM104 177H106V178H108V179H105ZM111 177H112V175H111ZM125 177V176H124ZM193 177V176H192ZM203 177H204V175H203ZM225 177H226V175H225ZM252 177V178H253ZM82 177H80V179H81ZM102 178H100V179H102ZM114 177H112V179H113ZM122 179L121 178V176L120 177H118V179ZM149 178V177H148ZM151 178H149V181H150V179ZM222 178V177H221ZM224 178V177H223ZM231 178V177H230ZM247 178H248V176L246 177V180L244 179V177L243 178H241V179H239L240 180V182L243 184V187H244V185H246V181H247ZM65 179H68V178H65ZM64 179V180H65ZM76 178H75V182H73V183H77V182H79V181H77L76 182V180H77ZM84 179H88V178H84ZM90 179V178H89ZM88 179V180H89ZM94 179V180H93ZM112 179H110V180H112ZM118 179L116 180L117 182H118ZM153 179V178H152ZM151 179V180H152ZM158 179V178H157ZM188 179V178H187ZM186 179V180H187ZM199 179V178H198ZM203 179V178H202ZM226 179V178H225ZM225 179H223V180H225ZM228 179V178H227ZM226 179V180H227ZM248 179H250V178H248ZM86 180H84L83 181V179H82V182H83V184H84V186H85V184H86V186L87 185H89L87 182H88V180L86 181ZM91 180H89V181H91ZM96 180H97V178H96ZM99 180V179H98ZM97 180V181H98ZM132 180H130L131 182H133ZM146 180H147V178H146ZM160 180H162V179H160ZM193 180V179H192ZM233 180V179H232ZM232 180H230V181H232ZM235 180V179H234ZM236 180H238V179H236ZM236 180H235V182H236ZM252 180V179H251ZM258 179H256L255 178V181L254 182H256ZM67 180H65L64 182H66ZM97 181H96V183H94V185L96 186V188L98 187L97 185L99 184V185H101V184H111L110 182L109 183H105V182H100V180H99V183L97 184ZM113 181V180H112ZM122 181L124 182L125 180L124 179H122ZM127 181H129L128 179H127ZM129 181V182H130ZM148 181V182H149ZM156 180H154V181H152V182H155ZM159 180H157L156 182H158ZM188 181V180H187ZM200 181V180H199ZM203 181V180H202ZM220 181V180H219ZM86 182V183H85ZM115 182V181H114ZM120 182V181H119ZM126 182V181H125ZM128 182V183H129ZM147 181H145V184L147 185V183H146ZM151 182V183H152ZM155 182V183H156ZM196 182V181H195ZM204 182V181H203ZM224 182V181H223ZM239 182V183H240ZM248 182V184L250 183V181H247ZM259 182V181H258ZM258 182H256V183H258ZM263 182V181H262ZM262 182H259V183H261V185L260 186H262V185H264ZM63 184V185H61V184ZM91 183V182H90ZM121 183V182H120ZM127 182H126V185H128L129 186V184H128ZM163 183V182H162ZM180 183V182H179ZM189 183V182H188ZM219 183V182H218ZM221 181H220V185H221ZM226 183H228V181L227 182H225L224 183V186L226 185ZM230 183V182H229ZM237 183H238V181H237ZM240 183V184H241ZM252 183H253V180H252ZM255 183V184H256ZM258 183V184H259ZM78 184H80V183H77V185ZM82 184V183H81ZM82 184V185H83ZM93 183H91L90 185H89V187L87 186L86 188H91V187H93V186H91ZM97 184V185H96ZM104 184L103 185H101V188H102V186H104ZM115 184V183H114ZM119 184V183H118ZM156 184H160V182L159 183H156ZM156 184H148L147 186H149L150 185V189L151 190H149V191H152L153 193H154V190L155 189H157V188H159V185H158V187H157V185ZM164 184V183H163ZM182 184V183H181ZM186 184V183H185ZM190 184V183H189ZM188 184V185H189ZM196 184H198L197 182H196ZM211 184H213V183H211ZM239 184V186H241ZM251 184V183H250ZM254 184V183H253ZM254 184V185H255ZM61 185V186H60ZM75 185V184H74ZM107 185V186H108ZM113 185V184H112ZM123 185V183H121V186ZM167 185V184H166ZM194 185V184H193ZM199 185V184H198ZM200 185H201V183H200ZM208 185V184H207ZM206 185V186H207ZM214 185V184H213ZM217 185V184H216ZM229 185V184H228ZM228 185H226L227 187V189L229 190V187H228ZM234 185V184H233ZM236 185H238V184H236ZM235 185V186H236ZM252 185V184H251ZM73 186V185H72ZM95 186L93 187V188H95ZM106 186V187H107ZM109 186H111V185H109ZM115 186V185H114ZM143 187H144V185H142ZM141 186V187H142ZM164 186V185H163ZM170 186V185H169ZM181 186V185H180ZM183 186V185H182ZM186 186V185H185ZM221 186H223V183H222V185ZM221 186H218V188H222ZM231 186H232V183H231ZM257 186H259V185H257ZM2 187V189H4ZM61 189H60V188ZM76 186H74V188H75ZM78 187V186H77ZM76 187V188H77ZM117 187H118V185H117ZM120 187V186H119ZM123 187V186H122ZM122 187H121V189H122ZM124 187H125V185H124ZM139 187V188H138ZM143 187H142V189H143ZM157 187V188H156ZM164 187H166V186H164ZM177 187V186H176ZM201 187V186H200ZM233 187V186H232ZM236 187H238V186H236ZM242 186L241 187H239V188H243ZM263 187V186H262ZM81 188V187H80ZM83 188V187H82ZM81 188V189H82ZM109 188H111V187H109ZM113 188V187H112ZM115 188H116V186H115ZM115 188H113V189H115ZM149 188H147V190L149 189ZM173 188V187H172ZM171 188V189H172ZM209 188H211L210 186H209ZM238 188V191H240V190H242V189H239ZM247 188H248V185H247ZM246 188V189H247ZM254 188V187H253ZM259 188V187H258ZM1 189V188H0ZM56 189H58V192H56L55 190ZM63 190L62 192H63V194H66V195H64V198H65V196L66 197H68V196H70V198H72L71 200H68L67 198V202L64 200V198H62L61 196V198L64 200H60V198H59V196H57V198H59V199H56L55 197V194L57 193L58 195H60L59 193V191L60 190ZM66 189V188H65ZM71 189H73V188H71ZM70 189V190H71ZM77 189H79V188H77ZM85 189V188H84ZM84 189H82V190H84ZM105 189H107V188H105ZM113 189H111V190H113ZM120 189V188H119ZM118 189V190H119ZM126 189H127V191H126ZM169 189V188H168ZM170 189V190H171ZM178 189V188H177ZM194 189V188H193ZM206 189V188H205ZM214 189V188H213ZM212 189V190H213ZM223 189V188H222ZM226 189V190H227ZM233 189H234V187H233ZM244 189H245V187H244ZM245 189V190H246ZM252 189V188H251ZM260 190H261V188H259ZM6 190V191H7ZM76 190V189H75ZM86 190V189H85ZM89 190V189H88ZM91 190V189H90ZM99 190H100V187H99ZM98 190V191H99ZM103 190V189H102ZM110 189L108 190V191H110V192H112ZM117 190V189H116ZM124 190V189H123ZM140 190V191H139ZM158 190V193H159V195L160 196H156L157 195V193H155L154 195L156 196V198L158 199L159 197H161V196H163V195H165V194H160V190L159 189H157ZM165 190V189H164ZM176 190V189H175ZM181 190V189H180ZM183 190H185V189H183ZM221 189H218V191H220ZM224 190V189H223ZM226 190H224L225 192H226ZM227 190V191H228ZM235 190L237 191V189L235 188ZM248 190V189H247ZM254 190V189H253ZM262 190H264V187H263V189ZM1 191V190H0ZM10 191V190H9ZM80 191V190H79ZM92 191V194H93V190H91ZM94 191H95V189H94ZM107 191V190H106ZM120 191V190H119ZM148 191V192H149ZM178 191H179V189H178ZM189 191V190H188ZM202 191V190H201ZM209 191H211V190H209ZM236 191H233V193L235 192L236 193ZM249 191H250V188H249ZM258 191V190H257ZM8 192V191H7ZM54 192H56V193H54ZM75 192V191H74ZM84 192V191H83ZM86 192V191H85ZM95 192H97V191H95ZM105 192V191H104ZM109 192V193H110ZM121 192V191H120ZM165 192V191H164ZM176 192V191H175ZM204 192V191H203ZM212 192V191H211ZM214 192V191H213ZM217 192V191H216ZM215 192V193H216ZM230 192H231V190H230ZM229 191L227 192L228 194L230 193ZM241 192V191H240ZM240 192H237V193H240ZM246 192H248V191H246ZM256 192V191H255ZM259 192H262V191H259ZM73 193V192H72ZM80 193H81V191H80ZM89 193H90V191H89ZM103 193V192H102ZM101 193V194H102ZM106 193V192H105ZM108 193V194H109ZM116 193V192H115ZM117 193H119V192H117ZM145 193V194H144ZM150 193V192H149ZM153 193H150V194H152L153 195ZM162 193V192H161ZM186 193V192H185ZM190 193V192H189ZM193 193V192H192ZM191 193V194H192ZM241 193H244L243 191L241 192ZM251 193H253V192H251ZM263 193V195H264V192H262ZM261 193V194H262ZM10 194V193H9ZM12 194V193H11ZM10 194V195H11ZM56 194V195H57ZM63 194L61 193V195L63 196ZM77 194V193H76ZM83 194V193H82ZM85 194V193H84ZM86 194H88V193H86ZM95 194V193H94ZM97 194H98V192H97ZM96 194V195H97ZM107 194V193H106ZM145 196H144V195ZM172 194V193H171ZM176 194H177V192H176ZM182 195H184L183 193H181ZM191 194H190V196H191ZM208 194V193H207ZM220 194H222V192L220 193ZM228 194H226V195H228ZM232 194V193H231ZM231 194H229V195H231ZM245 194V193H244ZM244 194L242 195V197H246V196H248V195H246V196H244ZM249 194V193H248ZM255 194H257V193H255ZM78 195V194H77ZM110 195V194H109ZM112 195L114 196V197H116L115 195H114V193H112ZM111 195V196H112ZM153 195V196H154ZM169 195V194H168ZM172 195H174V194H172ZM193 195V194H192ZM212 195H214V194H212ZM218 195V194H217ZM223 195V194H222ZM222 195L220 196V199H221V197H222ZM235 195V194H234ZM258 195V194H257ZM263 195H258L259 197L260 196H263ZM9 196V195H8ZM90 196V195H89ZM88 196V197H89ZM170 196V195H169ZM194 196V195H193ZM216 196V195H215ZM237 196H239V195H236V198H237ZM16 197V196H15ZM80 197V196H79ZM91 197H92V195H91ZM110 197V196H109ZM108 197V198H109ZM149 197L150 198H152L150 195H149ZM148 197V198H149ZM165 197H167V196H165ZM174 197V196H173ZM177 197V196H176ZM175 197V198H176ZM184 197V196H183ZM225 197V196H224ZM231 197V196H230ZM240 197V196H239ZM238 197V198H239ZM241 197V198H242ZM12 198V197H11ZM10 198V199H11ZM82 198V197H81ZM87 197H85L84 196V199L85 200H87L88 201V199H90V197L88 198V199H86ZM111 199H112V197H110ZM163 198V197H162ZM161 198V199H162ZM179 198L180 197H178V199L177 200H179ZM188 198V197H187ZM192 198V197H191ZM208 198V197H207ZM210 198V197H209ZM258 198V197H257ZM261 199H262V197H260ZM111 199H106V197H104V195L102 196V195H98V196H95V197H92V204L90 205V207H92L93 206V210H94V212H93V214H94V216L93 215H90V216H92L91 217V220L92 221H88V222H91V224H92V222L94 221L93 219H98V221H99V224L101 223V224H104L105 225V227H108V230H109V228H110V225L111 224H114L115 222V218H116V214H119L118 212H116V210L115 209H117V208H115L114 209V202H112L113 200H111ZM154 199V198H153ZM152 199V200H153ZM174 199V198H173ZM172 199V200H173ZM225 199V198H224ZM17 200V199H16ZM79 200V199H78ZM78 200H76V197H75V199L73 200V201H75V202H77ZM83 200V199H82ZM82 200H80V202L78 203H76V205H78V204H82L81 203V201ZM118 200H120V201H118ZM151 200V199H150ZM164 198L162 199V200H160V199H158L157 201H158V203H156L158 206H159V208H160V210H161V208H163V209H165V207H163L165 204H164ZM168 199H166V201H167ZM181 200V199H180ZM193 200V199H192ZM210 200H211V198H210ZM215 200H217L216 198H215ZM222 200H223V198H222ZM233 200V199H232ZM239 201H240V198L238 199ZM20 201V200H19ZM25 201H24V203H25ZM62 201L65 203L66 202V204H65V206H68V208L66 209L65 207L64 208H62V210H64L65 212H63V211H60L61 209V206H62ZM114 201H115V199H114ZM144 201H146V202H144ZM154 201H155V199H154ZM191 201V200H190ZM194 201V200H193ZM218 201V200H217ZM226 201V200H225ZM241 201H242V199H241ZM240 201V202H241ZM260 201V200H259ZM263 201V200H262ZM17 202H18V200H17ZM72 202V201H71ZM83 202H86V201H84L83 200ZM153 203V201H150V205ZM174 202V201H173ZM172 202V203H173ZM178 202V201H177ZM177 202H175V203H177ZM182 202V201H181ZM188 202V201H187ZM206 202H207V200H206ZM214 202V201H213ZM230 202V201H229ZM232 202V201H231ZM243 202V201H242ZM261 202V201H260ZM264 202V201H263ZM8 203V202H7ZM19 203V202H18ZM87 203H90V202H87ZM123 203V204H122ZM167 203V202H166ZM171 203V204H172ZM184 203V202H183ZM188 203H191V202H188ZM187 203V204H188ZM193 203V202H192ZM209 203V202H208ZM220 203V202H219ZM227 203H228V201H227ZM85 204V203H84ZM124 204V205H125ZM148 204V205H147ZM174 204V203H173ZM205 204V203H204ZM207 204V203H206ZM221 204H222V202H221ZM220 204V205H221ZM224 204V203H223ZM233 204V203H232ZM231 204V205H232ZM239 204V203H238ZM264 204V203H263ZM27 205V204H26ZM74 205V202L72 203V205H70V206H73ZM80 205H78V208H79V206ZM119 205V204H118ZM154 205V204H153ZM176 204H174V206H175ZM183 205V204H182ZM185 205H186V203H185ZM219 205V206H220ZM230 205V204H229ZM243 205V204H242ZM241 204H240V206H242ZM27 206H29V205H27ZM63 206H64V204H63ZM82 206V205H81ZM84 206V205H83ZM82 206V207H83ZM86 206V205H85ZM166 206V205H165ZM210 206V205H209ZM209 206H208V208H209ZM219 206H218V208H219ZM228 206V205H227ZM227 206H225V207H227ZM235 206V205H234ZM81 207V208H82ZM88 207H89V205H88ZM89 207V208H90ZM173 207V206H172ZM180 207V206H179ZM181 207H183V206H181ZM197 207V206H196ZM198 207H200V206H198ZM197 207V208H198ZM206 207V206H205ZM225 207H224V209H221V210H225ZM245 207V206H244ZM21 208H22V206H21ZM27 208V207H26ZM26 208H24L23 207V209H26ZM31 208V207H30ZM85 208V207H84ZM86 208H87V206H86ZM121 207H119L118 209H117V211H119V209H120ZM126 209L127 207H124L123 206V209ZM159 208H158V210H159ZM171 208V207H170ZM200 208H203V207H200ZM207 208V209H208ZM239 209L238 210H242V209H240V207H238ZM243 208V207H242ZM76 209H77V207H76ZM80 209V208H79ZM122 209V208H121ZM121 209H120V211H121ZM129 209V210H130ZM183 209H184V207H183ZM186 209V208H185ZM188 209V208H187ZM191 209V208H190ZM206 209V208H205ZM211 209V208H210ZM243 209H245V208H243ZM78 210V209H77ZM77 210H74L73 212H75V211H77ZM82 211L83 210H86V209H81ZM129 210L128 209H126V212H129ZM134 210H136V211H134ZM157 210V209H156ZM193 210H194V208H193ZM198 210V209H197ZM212 210V209H211ZM230 210V209H229ZM228 210V211H229ZM233 210V209H232ZM231 210V211H232ZM21 211H23V210H21ZM79 212H80V210H78ZM77 211V212H78ZM81 211V212H82ZM88 211H90V209H88L87 208V212ZM114 211L116 212V214L114 213ZM124 211V210H123ZM161 211H163V210H161ZM170 211V210H169ZM178 211H180V210H178ZM214 211V210H213ZM216 211V210H215ZM32 212V211H31ZM32 212V213H33ZM36 212H38V213H36ZM61 212V213H60ZM67 212V213H66ZM77 212H75V213H77ZM122 212V211H121ZM125 212V211H124ZM126 212H125V214H126ZM185 212V211H184ZM190 210H189V214H190ZM196 212V211H195ZM198 213H196V214H198V216H199V211H197ZM234 212V211H233ZM237 212V211H236ZM23 213V212H22ZM63 213V214H62ZM72 213V212H71ZM71 213H69L70 215H74L75 216V214H71ZM104 213V217H102V214ZM160 212L158 211V213H157V215L159 214ZM173 213V212H172ZM205 213V212H204ZM224 213V212H223ZM222 213V214H223ZM229 213V212H228ZM245 213V212H244ZM84 214H86V213H84ZM89 214V213H88ZM106 214V215H105ZM122 214H123V212H122ZM124 214V215H125ZM129 214H130V212H129ZM128 213H127V215H129ZM138 214L136 215L135 214V216L137 217L138 216ZM156 214V213H155ZM154 214V215H155ZM188 214V215H189ZM191 214H195V213H191ZM207 214H210V213H207ZM216 214V213H215ZM218 214V213H217ZM235 214V213H234ZM238 214V213H237ZM19 215H21V214H18L17 216L19 217ZM69 215V216H70ZM79 214L77 213V216H78ZM83 215V213L81 214V215H79V217L80 216H82ZM124 215H121V216H124ZM127 215L126 216H124V218H125V221L126 220H128V219H130V217L131 216H129V218L127 219ZM130 215H132V214H130ZM169 215H171V213L169 214ZM169 215L167 214V216L169 217ZM178 215V216H177ZM186 216H188L187 214H185ZM202 215H204V214H202ZM226 215V214H225ZM233 215V214H232ZM29 216H30V214H29ZM66 216H64V217H66ZM69 216L67 217V218H64L63 220H65V222L63 221V220H61L62 222H61V224H60V227H62L63 229H64V233L63 234H61V236L60 237H48L49 236V234H48V236L47 235H45L47 232L46 231H44V232H46L45 234H44V232H43V234H42V230L40 229L39 231H40V234L41 235H43V237L45 236V238H46V236H47V239L48 238H50V240L51 241H55V242H52V244H54V243H56V245H58L59 247H61V248H63V249H65L66 251L68 250L69 252L70 251H72V253L70 252L69 254L71 255V254H75V253H78L79 251L78 250H76V248L77 247H75V246H77V245H73L74 247H75V250L76 251H73V249L71 250L70 249V247H69V245L71 246L72 244H74V243H76V244H79V242H81V243H83L82 241H85L87 238V236H85V227H87L88 226V224H87V226L85 225H83L82 223L83 222H85V223H87L86 222V218H85V221L84 220H82V219H84V218H82V217H80V219L82 220H80V219H78V220H80L79 221V223L81 222V224L83 225V226H80L79 224H78V220L77 219H75V220H77L76 222H77V224H73V222L75 221L74 219V221L72 222V223H69V221L71 222L72 220H69ZM74 216H71L72 218H74ZM87 216V215H86ZM119 217V220H120V218H122V217ZM134 215H132V220H134V218H135V216L133 217ZM146 216V217H145ZM174 216V217H173ZM183 216V214H181L180 215V217H182ZM190 216V215H189ZM195 216V215H194ZM193 216V217H194ZM201 216V215H200ZM219 216V215H218ZM223 216V215H222ZM239 216V215H238ZM13 217V216H12ZM23 217V216H22ZM56 217L58 218V219H56ZM62 217V218H61ZM70 217V218H71ZM88 218H87V220L89 219V216H87ZM158 217H160V215L158 216ZM167 217V218H168ZM209 217V216H208ZM211 217H213V216H211ZM220 217V216H219ZM240 217V216H239ZM17 218V217H16ZM26 218H27V216H26ZM29 218V217H28ZM28 218H27V223H29V221H28ZM33 218V217H32ZM36 218V217H35ZM76 218V217H75ZM93 218V219H92ZM138 218V217H137ZM163 218V217H162ZM185 218V217H184ZM183 218V219H184ZM195 219H194V221L195 220H197L198 218L195 216L194 217ZM197 218V219H196ZM227 218H230V217H227ZM227 218H225L224 217V220L225 219H227ZM66 219H68L67 221H68V223H67V221H66ZM118 219V218H117ZM164 219V218H163ZM165 219H166V217H165ZM164 219V220H165ZM190 220V218H186V220ZM211 219V218H210ZM216 219V218H215ZM214 219V220H215ZM18 220V219H17ZM124 220V219H123ZM136 220H138V219H135V222H136ZM160 220H161V217H160ZM167 220V219H166ZM206 220V219H205ZM213 220V221H214ZM234 220V219H233ZM19 221H20V219H19ZM23 221V220H22ZM30 221H31V218H30ZM37 221V220H36ZM36 221H35V219H34V221H31V222H35L36 223ZM98 221H96L97 222V224H98ZM125 221H123L124 223H125ZM168 221H169V219H168ZM184 221H185V219H184ZM199 221V220H198ZM198 221H195V222H198ZM228 221V220H227ZM65 224H64V223ZM75 222V223H76ZM114 222V223H113ZM120 222H121V220L119 221V222H117L116 221V223L119 225V226H121L120 225ZM127 222H129V220L127 221ZM132 222V221H131ZM130 222V223H131ZM139 222V221H138ZM151 222L153 223L152 225H150L151 224ZM192 222V220L190 221V223ZM208 222V221H207ZM218 222V221H217ZM229 223H230V221H228ZM64 225H63V224ZM94 223H95V221H94ZM123 223V224H124ZM133 223V222H132ZM171 223V224H170ZM185 223V222H184ZM189 223V224H190ZM193 223V222H192ZM201 223V222H200ZM203 223V222H202ZM209 223H210V221H209ZM214 223H216V222H214ZM220 223H222V222H220ZM224 223H226V222H224ZM34 224V223H33ZM37 224V223H36ZM35 224V225H36ZM37 224V225H38ZM56 224L58 225V221L56 222ZM96 224V223H95ZM96 224V225H97ZM100 224V225H101ZM122 224V223H121ZM135 224V223H134ZM188 224V225H189ZM197 225H198V227H199V224L198 223H196ZM246 224V223H245ZM29 225V224H28ZM35 226L36 228L38 227V226ZM186 225V223L184 224V226ZM192 225H194V223L192 224ZM197 225H195V226H197ZM203 225H205V224H203ZM202 225V226H203ZM211 225H213V223L211 224ZM221 225V224H220ZM226 226H228L227 224H225ZM33 226V225H32ZM99 226V225H98ZM112 226V225H111ZM113 226H117V225H113ZM209 226V225H208ZM226 226H221L220 228L222 229V227H223V229H224V227H226ZM237 226V225H236ZM240 226H241V224H240ZM248 226V224L246 225V227ZM29 227H31L30 225H29ZM90 227V229L93 227L94 228V226H93V224H92V227L91 226H89ZM101 227H103L104 228V226H102L101 225ZM122 227V226H121ZM120 227V228H121ZM125 227V228H126ZM188 227V226H187ZM190 227V226H189ZM192 227V226H191ZM216 227V226H215ZM245 227V226H244ZM243 227V228H244ZM249 227H250V225H249ZM249 227L248 228H246V229H249ZM33 228V227H32ZM35 228V229H36ZM92 228V229H93ZM99 228V227H98ZM97 228V229H98ZM118 228V227H117ZM197 228V227H196ZM87 229L89 230V228L87 227ZM87 229H86V232H87ZM90 230V231H93V230ZM119 229V228H118ZM122 229H124V228H122ZM191 229V228H190ZM189 228H188V230H189V233H190V230ZM200 229V228H199ZM198 228H197V230H199ZM212 229V228H211ZM220 229V230H221ZM226 229V228H225ZM224 229V230H225ZM227 229H228V227H227ZM226 229V230H227ZM237 230H238V227L236 228ZM245 229V228H244ZM37 230H38V228H37ZM94 230H96V229H94ZM104 230H105V228H104ZM107 230V229H106ZM110 230H111V228H110ZM117 230V229H116ZM196 230V229H195ZM196 230V231H197ZM204 230V229H203ZM219 230V231H220ZM243 230V229H242ZM38 231V232H39ZM114 231V230H113ZM124 232L123 233H125V229L123 230ZM182 231V230H181ZM180 231V232H181ZM201 231V230H200ZM223 231V230H222ZM228 232H229V230H227ZM231 231V230H230ZM244 231V230H243ZM247 231H249V230H247ZM89 232V231H88ZM86 233L87 235H89V233ZM95 232V231H94ZM94 232H92V233H94ZM112 233V231H109L108 232V235H110L109 233ZM118 232V231H117ZM116 231H115V233H117ZM126 232H127V230H126ZM214 232V231H213ZM221 232V231H220ZM233 232V231H232ZM236 232V231H235ZM252 232V231H251ZM36 233H37V231H36ZM96 233V232H95ZM107 233V232H106ZM119 233L120 234H122L120 231H119ZM130 233V234H131ZM194 233V232H193ZM193 233H191V235L193 234ZM204 233V232H203ZM226 233V232H225ZM247 233V232H246ZM245 233V234H246ZM249 233V232H248ZM128 234V233H127ZM127 234H125V235H127ZM130 234L128 235V236H130ZM196 234V233H195ZM211 236H212V231H211ZM214 234V233H213ZM230 234V233H229ZM234 234V233H233ZM238 234V233H237ZM240 234H242V233H240ZM240 234H238V236H240ZM244 234V233H243ZM251 234V233H250ZM250 234H247L248 236H250ZM256 234V233H255ZM254 234V232H252V236H254L255 235ZM92 235V234H91ZM93 235H95V234H93ZM93 235H92V237H93ZM111 235H113V234H111ZM114 235H116V234H114ZM197 235H195V236H197ZM215 235V234H214ZM236 235V234H235ZM247 235H245V236H247ZM40 236V235H39ZM117 236V235H116ZM210 236V237H211ZM223 236H225V235H223ZM230 236H231V234H230ZM233 236V235H232ZM244 236V235H243ZM261 236V235H260ZM91 237V238H92ZM96 237V236H95ZM105 236H103V238H104ZM108 237V236H107ZM110 237V236H109ZM112 238L114 237V236H111ZM132 237H135L134 235H132ZM136 237H135V239H136ZM193 237V236H192ZM210 237H208V239L210 238ZM226 237H228V236H226ZM255 237L256 236H254V239H255ZM85 238V240H83ZM103 238L102 239H100V240H102L103 241ZM106 238V237H105ZM104 238V239H105ZM184 238V239H183ZM190 238V241L192 240L191 239V237H189ZM212 238V237H211ZM210 238V239H211ZM218 238V237H217ZM225 238V237H224ZM236 238V237H235ZM244 238V237H243ZM245 238H247V237H245ZM251 239L253 238V237H250ZM257 238V237H256ZM15 239V238H14ZM16 239H17V237H16ZM53 239V240H52ZM90 239V238H89ZM94 238H92V240H93ZM107 239V238H106ZM109 239V238H108ZM107 239V240H108ZM196 239V238H195ZM198 240L197 241H199V238H197ZM207 239V240H208ZM209 239V240H210ZM213 239V238H212ZM229 239V238H228ZM240 239H242V237L240 238ZM248 239V238H247ZM246 239V240H247ZM249 240V242L250 241H252V240H254V239H252V240ZM258 239H259V237H258ZM257 239V240H258ZM45 240V239H44ZM97 240H98V238H97ZM96 240V241H97ZM107 240H105V241H107ZM114 240V239H113ZM112 240V241H113ZM134 240V239H133ZM137 240V239H136ZM139 240V239H138ZM207 240H205L204 242H207ZM209 240H208V242H209ZM214 240H215V238H214ZM214 240H212L213 242H214ZM218 240V239H217ZM246 240L244 241V242H246ZM2 241V240H1ZM10 241V240H9ZM110 241V240H109ZM190 241H186V242H190ZM193 241V240H192ZM191 241V242H192ZM196 241V244L198 243ZM226 241V240H225ZM230 241V240H229ZM235 241V240H234ZM260 241H261V239H260ZM2 242H4V241H2ZM6 242V244H7V242L8 241H5ZM17 242V241H16ZM15 242V243H16ZM47 242H49L50 244H51V242L49 241V239H48V241ZM78 242V243H77ZM88 241H86V243H87ZM89 242H90V240H89ZM89 242H88V244H89ZM95 242V241H94ZM93 242V243H94ZM101 242V241H100ZM104 242V241H103ZM108 242V241H107ZM106 242V243H107ZM190 242V244H192V243H194L195 242V240L191 243ZM199 242V243H200ZM218 242V241H217ZM222 242H224V240L222 241ZM242 242V241H241ZM248 242V241H247ZM253 243H254V241H252ZM255 242H256V239H255ZM26 243V242H25ZM80 243V244H81ZM85 242L83 243V245L84 244H86ZM93 243H91L92 245H93ZM96 243V242H95ZM98 243V242H97ZM109 243H111V242H109ZM117 242L115 241V244H116ZM210 243L212 244V242H211V240H210ZM225 243H227V242H225ZM225 243H223V244H225ZM231 243V242H230ZM243 243V242H242ZM242 243H240L239 245H241ZM264 243V242H263ZM5 244V245H6ZM50 244H48V247H49V249L51 248V247H53L52 246V244L50 245ZM88 244H86L85 245V248H86V246L88 245ZM195 244V243H194ZM217 244V243H216ZM228 244V243H227ZM235 244H237L236 242H235ZM245 244V243H244ZM250 244V243H249ZM3 246V244H0V246ZM22 245V244H21ZM41 246H42V244H40ZM56 245H55V247H56ZM90 245V244H89ZM88 245V246H89ZM95 245V244H94ZM97 245V244H96ZM99 245V244H98ZM104 245V244H103ZM108 245V244H107ZM200 245V244H199ZM213 245V244H212ZM221 245V244H220ZM243 245V244H242ZM242 245L240 246V247H242ZM259 245V244H258ZM261 246H262V244H260ZM20 246V245H19ZM40 246V247H41ZM51 246V247H50ZM72 246V247H73ZM110 246H112V244L110 245ZM109 245L107 246V248L108 247H110ZM119 246V245H118ZM126 246V245H125ZM192 246H194V245H192ZM210 246V245H209ZM238 246V245H237ZM236 246V247H237ZM246 246H247V244H246ZM245 246V247H246ZM39 247V246H38ZM39 247V248H40ZM47 247V246H46ZM79 247V246H78ZM95 248H94V250H89V249H87V248H90L91 249V245L89 246V247H87L85 250H86V252L85 251H83V252H85V254L84 255H86L87 256V254L86 253H88V251L87 250H89V252H92V253H94V255H92V259L90 260V259H88V260H90L89 262H86V261H84L83 260V263H85V264H107L108 262V257H109V255L107 256V261H105L104 259H106V257L104 258V256H105V254H106V251H108V250H110V249H106V244H105V246H103V247H101V250H104L103 248H105V254H104V251H99L100 250V248H99V250H98V248H97V246H94ZM99 247V246H98ZM115 247V246H114ZM117 247V246H116ZM146 247H148L149 249H147ZM190 247V246H189ZM215 248V250H216V246H215V243H214V246H210V248L211 249H213L214 250V248ZM217 247H219V248H221L220 246H219V244L217 245ZM235 247V248H236ZM256 247V246H255ZM5 248V247H4ZM57 248V247H56ZM80 248V247H79ZM78 248V249H79ZM82 248V247H81ZM80 248V249H81ZM97 248V249H96ZM147 250H149V251H147ZM206 248H208V247H206ZM210 248H208V250H209V252L211 253V250H210ZM233 248H234V246L232 247V249L231 250H233ZM250 248H252V247H250ZM258 248V247H257ZM260 248V247H259ZM264 248V247H263ZM3 249V248H2ZM22 249V248H21ZM25 249V248H24ZM54 249V248H53ZM79 249V250H80ZM83 249H84V247H83ZM83 249H81V251L83 250ZM95 249L96 250H98L99 252H97L96 253V251H95ZM118 249H119V247H118ZM120 249H122V248H120ZM124 249V248H123ZM126 249H128V248H126ZM137 249H138V251H137ZM241 249V248H240ZM239 249V250H240ZM261 249V248H260ZM57 250H59L58 248H57ZM195 250V251H194ZM217 250H219L218 248H217ZM237 250H238V248H237ZM236 250V251H237ZM257 250V249H256ZM263 250V249H262ZM2 251V250H1ZM53 251H55V250H53ZM68 251H67V254H68ZM78 251V252H77ZM95 251V252H94ZM112 251H114V252H112L111 254H112V256H113V253L115 254L117 251L114 249V250H112ZM142 251H144V252H142ZM162 251V252H161ZM206 251V250H205ZM235 250H234V252H236ZM259 251V250H258ZM5 252V251H4ZM73 252H75V253H73ZM119 252V251H118ZM127 253H128V251H126ZM208 251H206L205 253L206 254H208L207 253ZM214 252H216V251H214ZM218 252V251H217ZM234 252H232L231 253V251H229L228 253V255L226 254V256L229 258V260H231L232 261V264H234V263H238V264H240V262H241V260H238V259H240L241 257H243L242 256V254H241V257H238L237 255H239V254H235ZM243 253H245L244 251H242ZM259 252H261V250L259 251ZM47 253V252H46ZM50 254H51V249H50V252H49ZM61 253V252H60ZM82 253V252H81ZM92 253H90V254H92ZM209 253V254H210ZM212 253H213V251H212ZM35 254L36 253H34L32 256H35ZM53 254H55V253H53ZM63 254V253H62ZM89 254V258H90V255ZM131 254V255H132ZM147 254V255H148ZM205 254V255H206ZM219 254V253H218ZM218 254L216 253L215 255H217L218 256ZM39 255V254H38ZM37 255V256H38ZM43 254H41L40 255V258H41V256H42ZM49 255V254H48ZM48 255H46V256H48ZM79 255V254H78ZM82 255V254H81ZM83 255V256H84ZM115 255H117V253L115 254ZM121 255V254H120ZM126 255V254H125ZM129 254H127V256H128ZM145 255H146V253H145ZM146 255V257L148 258V256ZM213 255H214V253H213ZM37 256H35L36 258L35 259H37L36 260V262L39 260L38 258H37ZM45 256V255H44ZM45 256V257H46ZM64 256H65V254H64ZM68 256V255H67ZM71 256H76V254L75 255H71ZM70 256V257H71ZM85 256V257H86ZM111 256V255H110ZM122 256L124 257V255L122 254ZM121 256V257H122ZM127 256L125 257V258H127ZM143 256V255H142ZM209 256H211V254L209 255ZM240 256V255H239ZM255 256V255H254ZM39 257V256H38ZM45 257H43V261H44V259H48V258H50L49 259V262H50V260H51V256H49L48 258H45ZM54 257V256H53ZM58 257V256H57ZM60 257V256H59ZM69 257V258H70ZM79 257V256H78ZM78 257H76V259L78 258ZM85 257H82L81 256V258H83V259H85V260H87V258H85ZM88 257V256H87ZM114 257V256H113ZM132 257V256H131ZM206 257H208V255H206ZM213 257V256H212ZM236 257H238V258H236ZM253 257V256H252ZM80 258V257H79ZM78 258V259H79ZM110 258V257H109ZM112 258V257H111ZM115 258H118V257H115ZM114 258V259H115ZM128 258H130V256H128ZM143 258H144V256H143ZM142 257H141V259H140V261L143 259ZM150 258V257H149ZM211 258V257H210ZM214 258V257H213ZM215 258H216V256H215ZM256 258V257H255ZM4 259V258H3ZM2 259V260H3ZM56 259H59V258H56ZM65 259H66V257H65ZM68 259V258H67ZM71 259H73L72 257H71ZM71 259H70V261L69 262H71ZM76 259H75V261H74V263H77L76 262ZM78 259H77V261H78ZM113 259V258H112ZM114 259H113V261H114ZM208 260H211V259H209V258H207ZM245 258H243V260H244ZM249 259V258H248ZM251 259V258H250ZM260 259V258H259ZM30 260V259H29ZM42 259H40V261H41ZM63 260V259H62ZM80 260H82V259H80ZM121 260H123V259H121ZM129 260V259H128ZM131 261H132V259H130ZM145 259H143V261H144ZM151 260V259H150ZM205 260V261H204ZM207 260V261H208ZM213 260V259H212ZM211 260V261H212ZM216 260V259H215ZM236 260H238V261H240V262H236ZM242 260V261H243ZM261 260H263V259H261ZM260 260V261H261ZM34 262H35V260H33ZM39 261V262H40ZM48 261V260H47ZM64 261V260H63ZM116 261V260H115ZM117 261H120V259H118ZM125 261V260H124ZM134 261H135V258H134ZM146 261V260H145ZM235 261V262H234ZM245 261V260H244ZM249 261V260H248ZM257 261V260H256ZM45 262V261H44ZM59 262V261H58ZM79 262V261H78ZM126 262V261H125ZM142 262V261H141ZM148 262H151V261H148ZM161 262V263H160ZM215 262V261H214ZM234 262V263H233ZM17 263V262H16ZM57 263V262H56ZM65 262H62L61 264H64ZM79 263H81L82 264V261L81 262H79ZM78 263V264H79ZM109 263H110V261H109ZM113 263H115V262H113ZM112 263V264H113ZM133 263H135V262H133ZM155 263V262H154ZM207 263V262H206ZM212 263V262H211ZM242 264H244V262H241ZM246 263V262H245ZM248 263V262H247ZM246 263V264H247ZM253 263V262H252ZM261 263V262H260ZM25 264V263H24ZM30 264V263H29ZM33 264V263H32ZM34 264H39V263H34ZM41 264V263H40ZM43 264H45V263H43ZM48 264V263H47ZM66 264H68V263H66ZM116 264V263H115ZM121 264H124L123 263V261H122V263ZM136 264V263H135ZM137 264H142V263H137ZM143 264H145V263H143ZM153 264V263H152ZM209 264V263H208Z\"/></svg>", "mask_w": 264, "mask_h": 264}]
</instances>
